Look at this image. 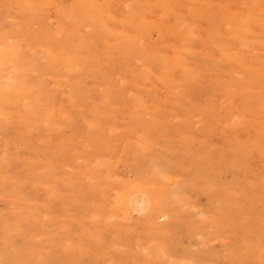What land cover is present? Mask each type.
Listing matches in <instances>:
<instances>
[{
  "label": "rangeland",
  "instance_id": "obj_1",
  "mask_svg": "<svg viewBox=\"0 0 264 264\" xmlns=\"http://www.w3.org/2000/svg\"><path fill=\"white\" fill-rule=\"evenodd\" d=\"M3 1V0H2ZM1 0H0V54L2 53V58H3V56L5 57V54L3 53L4 52V46H9V47H18V48H22V50L21 51H18V52H15V54H12V53H7L6 54V60L3 62V70L2 71H4L5 73H3V75L2 76H4V74L6 75V74H8V73H10V76L13 74L12 73V71H11V69H13V68H11V67H14V66H18V67H24L23 65H27V62L29 61V59L31 60L32 58V62H34L35 63V65H36V67H38L39 69H41L42 70V72H43V76H42V73H41V75L40 76H38V75H32V77H30L31 75H27L26 74V71L25 72H19V74H23V76L25 77V79L27 78L28 79V82H30V81H34L36 78V80H35V82L36 83H41V84H43V86L44 87H46V89L47 90H49V91H53V87H54V90L55 91H53V93H55V94H57L58 95V88H59V84H58V82H59V80H61V77H63V75L65 74H67L66 75V77H65V75H64V80H66L67 79V81H69V82H74V83H77V82H79L81 85H82V81H83V84L86 86H84L86 89H87V91L89 92V96L91 97V99H89L91 102H95L96 101V103H99L100 102V97H101V95H100V93H101V91H102V89H104V88H107V89H109V90H111L112 92H113V95H114V97L115 98H118V99H115V101H113V99H111L110 100V105L114 108V109H116V112H118L117 113V115H119V114H121V115H119L118 116V118H117V115L115 116V118H112V119H109V120H106V121H104L103 122V127H102V137L101 138H103V139H101V138H91L92 136H90V134L91 133H89L88 131L89 130H87V129H89V125L87 126L86 124H84V128H83V124L82 123H84V122H86V120L88 121V120H90L89 118H87V119H85L86 117H88V115L87 116H78L77 114H75V113H73L74 115H76V116H73V114H72V116H71V119H70V121L69 122H65L64 121V123H66V125H65V127H64V125L62 124L63 123V121H59V123L58 124H60V126L62 127V128H66V129H62V128H60V131L58 130L57 131V129H54V128H52V129H50V127H47V128H44V129H46L45 131H44V129L42 130H40V132H41V134H40V132H36V133H33L32 135H35V134H38V135H35V136H32L33 138H35L34 140L36 141H34L33 140V142H34V144L37 146H35V149H37V150H35V154H32L31 155V153H30V151L27 149V147L26 146H23V142H21V141H17L18 142V145H17V148H18V150H17V152L16 153H13L14 154V156L17 154V153H19L20 154V156H15V158H17V159H19L15 164H12V166L10 167V169L11 168H13V170H10L9 169V173L10 172H12V174L14 175V176H12V174L10 173V176H12V178H13V180L12 179H9V181H7V182H4V183H2V184H0V195H2L1 197H0V243L2 244V245H0V264H9V262H11L12 264H35L34 263V261H32L31 259H27V257H26V255L23 253V249L25 248V247H27V239H25V236H24V230L25 231H29V229H28V224H23L22 225V231L24 232V233H21V234H16V230H14V229H12V228H10L9 226H15V224L16 223H18L17 222V217H19V213H20V211H18V209H17V204H14V199L12 198V197H14L15 198V196H13L14 194L15 195H17V193H21L23 196H24V194H26L27 196L25 197V200L26 199H28V200H30V199H32L33 200V202H35V200H37L36 201V203L35 204H38V206H39V208L41 209V211H42V213H43V216H44V219L46 220V222H47V235L48 236H45V238H46V240H47V242H46V244H47V246H48V251H49V253L51 254L50 256V260L48 261L47 260V262L45 263V262H43V264H51V260H52V264H59V263H62V264H64L66 261V263L67 264H102V262H103V264H108V262L109 263H113V264H130V262H128V261H130L129 260V258H127V256H126V258H125V254L123 253V249H124V251H130V250H132V249H135V250H137L138 249V246L139 245H142V244H144V241H145V243H148L149 241H148V239L150 240L151 238H152V236L150 235V234H148V232L149 231H147V229L143 226V225H139V224H137L136 223V220H137V218H134V220H133V225L132 226H128V223H126L125 221H123V225H120V223L121 222H118L116 219H118L119 221H122V219L120 218V217H114L113 218V221L111 220V222L114 224V226L116 227H114L115 229H117L118 231H115V230H112V229H110V230H106V231H103V232H97V230L95 231V223H97V220H98V217H95V214L97 215V213H95V212H97V211H99L98 210V208H100V207H105L106 209H107V207L106 206H108L109 205V201L110 202H112V201H115V199H117V198H119V197H121V196H123L124 194H126V195H130V193L133 195V193H138V191L139 192H142V191H144L145 189H146V187H147V185H146V183L148 184V189H146L145 191V194L147 193V190H154V191H156V192H160V193H163L165 196V198H164V200H163V204H165V205H163L164 207H165V211L166 212H168V220L167 221H165L164 223H161V224H163V226H166L167 227V234L165 235V236H163L162 238H161V240L160 241H162V242H165L167 245H169L171 248H172V250H173V252H174V255H175V258L176 259H181L182 257H184L185 255L186 256H189L191 253H187L186 251H188V250H190V251H192L193 250V255H195V256H199V257H202L201 258V260L202 261H200V264L202 263V264H205V261H206V263H208V261H207V256H206V254H207V251H215V249H216V251L217 252H227V249H230V246H231V248L233 247V246H235V244H237V242H238V238H239V234H240V232L237 230V228H236V223L235 224H233V221H231L232 219L235 221L236 220V222H238L239 223V219H241L243 216L246 218H249V221H247V224H248V226H252V229L254 230V232L255 233H260L261 232V230L262 229H264V113H261L260 111H262V112H264V110H263V107H260V109L261 110H257L258 108H257V106L259 105L260 106V104L262 105V104H264V90H263V88H264V37H263V35H264V31H263V28L264 27H259L258 28V26H256V28L255 27H253V30L255 31V36H256V38H258V37H260V38H262L261 40L260 39H256L255 37H254V35H253V37H254V40L252 41V39L250 40V48L248 47V45H247V47H243L242 45H240L239 46V58H241V56H242V54H243V62H242V64H241V62H239V77H242L241 79V82L239 81V96L238 97H235V99H233V104L231 103V101H232V99H226V92H225V87H223V86H225V83L228 81L227 79H228V77H229V74L228 73H230V71H232V70H237L235 67V65L233 64V63H229L228 61H224V59L222 60L221 58L223 57V55H222V48H221V44H222V40H223V38H224V36H225V34H224V31L226 30L225 29V22L223 21V20H225L224 19V17H225V12H226V2H227V0H171L173 3H174V6H175V11H173V13H171V14H169V15H164L163 14V11L160 9V7H159V0H58V1H56V0H45V2H43L44 0H34V2H32L33 0H31V1H29V2H25L24 3V0H4L5 2H2ZM18 1L20 2V3H18ZM40 1V2H39ZM42 1V2H41ZM56 1V2H55ZM101 1H102V3H101ZM112 1V2H111ZM127 1V2H126ZM151 1H152V3H151ZM177 1H179V2H177ZM181 1H183V2H181ZM211 1V2H210ZM219 3H218V2ZM235 1H237V2H241V5L243 4V2L244 1H241V0H235ZM248 1V0H247ZM249 1H251V0H249ZM248 1V3H251V2H249ZM6 2L7 3H9V5H13L14 7H10V6H7V4H6ZM35 2H37V4L35 3ZM52 4H51V3ZM54 2V3H53ZM116 4H115V3ZM120 2H121V4H120ZM123 2H125L124 4H122ZM132 2V3H131ZM134 2V3H133ZM216 2V3H215ZM224 2V3H223ZM184 3V4H183ZM187 3V4H186ZM228 3V2H227ZM247 3V4H248ZM112 4L114 5L113 7H112V9H111V6H112ZM132 4V5H131ZM246 4V3H245ZM186 5V6H185ZM190 7H192V8H194V9H190L189 8V6ZM195 5V6H194ZM197 5V6H196ZM222 7H221V6ZM240 4H239V13L240 12H244V9L246 8V5H245V7H243L244 5H242L241 6ZM251 5V4H250ZM249 4L247 5V7H249L250 6ZM16 6V7H15ZM122 6V7H121ZM126 6H128V7H126ZM194 6V7H193ZM203 6V7H202ZM5 7L7 8V9H5ZM11 9H10V8ZM114 7H116L117 9V11H115V9H114ZM146 7H148V8H146ZM187 7V8H186ZM198 7H199V9H198ZM218 7V8H217ZM241 7H243V9H241ZM15 8V9H14ZM17 8V9H16ZM51 8V9H50ZM58 8V9H57ZM128 8V9H127ZM178 8V9H177ZM196 8V9H195ZM205 8H207V11H206V9ZM215 8V9H214ZM25 9H27V10H25ZM56 11H55V10ZM149 9V10H148ZM183 9H185V10H183ZM205 9V10H204ZM213 9H214V11H213ZM8 10H10V11H8ZM13 10V11H12ZM17 10V11H16ZM23 10H24V12H23ZM69 10H70V13H69ZM112 10V11H111ZM114 10V11H113ZM159 10V11H158ZM161 10V11H160ZM178 10V11H177ZM183 10V11H182ZM210 10V11H209ZM211 10L213 11V13L211 12ZM219 10V11H218ZM29 13H28V12ZM44 11V12H43ZM111 11V12H110ZM123 11V12H122ZM124 11H126V13L124 12ZM150 11H152V12H150ZM154 11H156L155 13H154ZM187 11V12H186ZM193 11V12H192ZM203 11V12H202ZM215 11H218V12H215ZM6 12V13H5ZM50 14H49V13ZM55 12V13H54ZM159 12V13H158ZM209 12V13H208ZM215 12V13H214ZM220 12V13H219ZM7 13H8V15H7ZM21 13V14H20ZM23 13V14H22ZM27 13V14H26ZM48 14L49 16H44L45 14ZM108 14V15H106L105 16V14ZM119 13H120V15H119ZM122 13V14H121ZM185 13H187V14H185ZM205 13V14H204ZM4 14V15H3ZM9 14L11 15V16H9ZM59 14H61L60 16H59ZM126 14V15H125ZM160 14H162V15H160ZM206 14H207V16H206ZM213 14V15H212ZM216 14V15H215ZM241 14V13H240ZM15 15H17V16H15ZM58 16V18H57V16ZM121 15H123V16H121ZM147 15V16H146ZM149 15H151V16H149ZM153 15V16H152ZM186 15V16H185ZM210 15V16H209ZM19 16V17H18ZM23 16V17H22ZM27 16H29V20H28V17ZM264 13H263V15L261 16L260 15V19L259 20H261L262 19V21H264ZM6 17H9V19L8 18H6ZM105 17V18H104ZM116 17V18H115ZM145 17H147V18H145ZM156 17V18H155ZM162 17V18H161ZM179 17V18H178ZM215 17V18H214ZM47 19V21H45L46 19ZM61 18V19H60ZM70 20H69V19ZM76 18V20H73V19H75ZM107 18H109V19H107ZM138 18V19H137ZM149 18V19H148ZM41 19H43L44 20V22L41 20ZM169 19H171V20H169ZM173 19V20H172ZM188 19H190L191 20V22H190V20H188ZM217 19H219V22H218V20ZM8 20V21H7ZM51 22V25L49 26H47V24H48V22L49 21ZM53 20V21H52ZM99 22H98V21ZM119 20V21H118ZM138 20V21H137ZM160 22H159V21ZM166 20V21H165ZM175 20V21H174ZM198 20H199V22H198ZM3 21V22H2ZM10 21H12V22H10ZM41 21V22H40ZM154 21H155V23H154ZM167 21H168V23H167ZM172 21V22H171ZM189 21V23H187ZM193 21H197V22H194L193 23ZM201 21V22H200ZM202 21H203V23H202ZM220 24V23H222L221 25H220V28H219V24L217 23V22ZM28 22V23H27ZM81 23V25H83L84 26V28L80 25V23ZM101 22H103V23H101ZM159 22V23H158ZM185 24H184V23ZM216 22V23H215ZM17 23V24H16ZM29 23H31V25H29ZM36 23V24H35ZM37 23H41V24H37ZM64 23H68L67 25L66 24H64ZM83 23V24H82ZM110 23H112V25L110 24ZM157 23V24H156ZM166 23V24H165ZM169 23H171V24H173V25H171V24H169ZM186 23H187V25H186ZM207 23V24H206ZM213 23V25H211V24ZM4 24V25H3ZM61 26H60V25ZM115 24V25H114ZM194 24V25H193ZM208 25V26H206V25ZM210 24V25H209ZM216 24H218V25H216ZM34 25V26H33ZM44 25H46V27H43ZM71 25V26H70ZM78 25H80V26H78ZM106 25V26H105ZM109 25H111L110 27H108ZM192 25V26H191ZM18 26V27H17ZM23 28H22V27ZM31 26V27H30ZM53 26H54V28H55V26H56V28L58 29V30H60L58 33H56L55 31H56V28L54 29L53 28ZM116 26H119L120 28L118 29ZM201 26H203L204 28H202ZM210 26V27H209ZM213 26V27H212ZM14 27H16V29L14 28ZM21 27V29H19ZM35 27V28H34ZM60 27H62V28H60ZM183 27H185V28H183ZM190 27V28H189ZM208 29V30H206V28ZM224 27V28H223ZM6 28V29H5ZM27 28H29L31 31L33 30V33H31L29 30H26ZM69 28H70V30H69ZM129 28V29H128ZM169 28V29H168ZM186 28H187V30H186ZM201 28V29H200ZM257 28L260 30V31H258L257 30ZM25 29V30H24ZM36 31H35V30ZM63 29H64V31H63ZM78 29V30H77ZM87 29V30H86ZM107 29V30H106ZM112 29H114V32H113V30ZM181 29V30H180ZM212 29V30H211ZM16 30H18V31H16ZM20 30L22 31V33H20ZM81 30H82V33H81ZM127 30V31H126ZM131 30V31H130ZM177 30H179V31H177ZM203 30V31H202ZM217 30V31H216ZM220 30V31H219ZM222 30V31H221ZM24 31V32H23ZM26 31H29L31 34H29V32L27 33ZM78 31H80L79 33H78ZM196 31V32H195ZM262 31V32H261ZM26 32V33H25ZM37 32H39L41 35H40V38H39V35L38 36H36V34H37ZM69 32V33H68ZM85 32H87V33H85ZM117 32V33H116ZM123 32V33H122ZM134 34H133V33ZM170 32V33H169ZM17 33V34H16ZM48 33V34H47ZM52 33H54V35L56 36V34H59V36L60 35H62L61 37H59V36H56L57 38H54L55 36L52 34ZM84 33V34H83ZM115 33V35L113 36L112 34H114ZM122 33V34H121ZM125 33H127V34H125ZM191 33V34H190ZM196 33H198V34H196ZM223 33V34H222ZM225 33H226V31H225ZM260 33H261V36H257V35H260ZM18 34H19V36H20V38H18L19 36H18ZM45 36H44V35ZM76 36V37H74V35ZM106 34V35H105ZM167 34V35H166ZM171 34V35H170ZM181 34H183L184 36H182ZM27 35V36H26ZM34 35V36H33ZM67 35H69V36H67ZM92 35H93V37H92ZM116 35H117V38H116ZM191 35H192V37H191ZM47 36V37H46ZM51 36V39H49V40H47L49 37ZM65 36V37H64ZM96 36V37H95ZM168 36H170L169 38H167ZM207 36V37H206ZM12 39H11V38ZM32 37H35L34 39H31ZM52 37L54 38L53 40H52ZM59 37V38H58ZM124 37V38H123ZM155 37V38H154ZM166 37V38H165ZM10 38V39H9ZM14 38H17V39H14ZM36 38H38V39H36ZM94 40H93V39ZM96 38V39H95ZM114 38V39H113ZM120 38V39H119ZM207 39V40H205V39ZM56 39V40H55ZM63 39V40H62ZM67 39V40H66ZM108 40V42H110V43H108L107 42V40ZM132 39V40H131ZM145 39V40H144ZM149 39V40H148ZM151 39V40H150ZM10 42H9V41ZM39 40V42L37 43H35V42H33V41H38ZM42 40V42H41V44L43 43H45V46H47L46 44H48V41L50 42V40H51V42L53 43V44H55V46L50 42L49 44H52L53 46L48 50L49 52H47V51H45L46 49H44V45H41V44H39L40 43V41ZM45 40H46V42H45ZM66 40V41H65ZM101 40L102 41V43L101 42H99V41ZM164 40V41H163ZM173 40V41H172ZM21 41V42H20ZM44 41V42H43ZM56 41V42H55ZM95 41H97V43L95 42ZM151 41V42H150ZM160 41V42H159ZM175 41H177V42H175ZM178 41L180 42V43H178ZM203 41V42H202ZM262 41V42H261ZM22 44V47H21V44ZM23 42V43H22ZM28 42V43H27ZM30 42V43H29ZM65 42V43H64ZM114 42V43H113ZM163 42H165L164 44H163ZM259 42H260V44H259ZM34 43V44H33ZM98 43H100V44H98ZM103 43H104V45H103ZM174 43V44H173ZM253 45H252V44ZM256 43H257V45H256ZM262 43V44H261ZM15 44H17V45H15ZM25 44V45H24ZM38 44V45H37ZM63 44H66V45H63ZM96 44H98V45H100V47L98 46V45H96ZM142 44V45H141ZM144 44V45H143ZM147 44V45H146ZM150 44V45H149ZM159 44H161V45H159ZM256 46H255V45ZM36 45V46H35ZM58 45H61V46H58ZM62 45H63V47H62ZM75 45V46H74ZM103 45V46H102ZM174 45V46H173ZM31 46V47H30ZM39 46V47H38ZM43 46V47H42ZM65 46H66V48H65ZM98 46V47H97ZM116 46V47H115ZM128 46V47H127ZM180 46V47H179ZM196 46H197V48H196ZM62 47V48H61ZM72 47H74V48H72ZM105 49H104V48ZM147 47V48H146ZM174 50V48H175V50H174V52L172 51V52H169V49H170V51L172 50L171 48ZM203 47V48H202ZM3 48V49H2ZM27 48H29V49H27ZM30 48H32V49H30ZM43 48V49H42ZM144 48H145V52H144ZM154 48V49H153ZM155 48H157V49H155ZM177 48H180V49H177ZM204 48H206V49H204ZM248 48L250 49V50H248ZM19 49V50H20ZM26 49L28 50V51H26ZM41 49V50H40ZM70 50L69 52H67V50ZM72 49V50H71ZM149 49V50H148ZM215 49V50H214ZM30 50H32L33 52L31 53L30 52ZM44 50V51H43ZM152 50V51H151ZM177 50H179V52H177ZM195 50V51H194ZM198 51V53H196L197 51ZM242 50V51H241ZM245 50V51H244ZM40 51H41V53H40ZM84 53H83V52ZM131 51V52H130ZM161 51H163L162 52V54H163V56L164 57H168L170 60L171 59H175V57L179 54V55H181V58H182V60H183V63L185 64L188 60L190 61V63H187L186 65H185V67H187V69L189 70V75H188V77H186V75L185 74H183L182 73V71L180 70V67H175V68H173L172 69V71L170 72V75H171V77H172V83H171V85H168L167 84V82H165V79L164 78H161V75L159 74V71H160V73H161V69H159V68H157V64H155V63H153L154 64V66H153V64H150L148 61H150V57H156V55L157 54H159L160 56H162V54H160L161 53ZM211 51H213V53L211 52ZM216 51V52H215ZM217 51H219L220 53H218ZM241 51V52H240ZM246 51H248V52H246ZM29 52H30V54H29ZM53 52V53H52ZM73 52V56L71 55V53ZM166 52H167V54H166ZM75 53H77V54H75ZM78 53L81 55L80 57H79V55H78ZM150 53H151V55H150ZM168 53H170V54H168ZM172 53V54H171ZM252 53H254V54H252ZM259 53V54H258ZM4 54V55H3ZM24 54H26V56L24 55ZM29 54V55H28ZM58 54H60L59 56H57ZM100 54V55H99ZM131 54H134V55H131ZM147 54H148V57H147ZM165 54V55H164ZM198 54H199V56H198ZM212 54V55H211ZM261 54V55H260ZM21 55V56H20ZM24 55V57H25V59H24V57H22ZM118 57H117V56ZM140 55V56H139ZM183 55H184V57H183ZM220 55H221V58H220ZM252 55V56H251ZM255 55V57H253ZM37 56H39V57H37ZM54 57V56H57L58 58H56V57H54V58H51V57ZM61 56H63V59H62V57ZM85 56V57H84ZM103 56H104V58H103ZM107 56V57H106ZM112 56V57H111ZM115 56V57H114ZM134 56V57H133ZM138 56V57H137ZM170 56H174V57H170ZM186 56H187V58H186ZM210 56H212V57H210ZM46 57V58H45ZM85 58L84 60H83V58ZM143 60H141L140 58ZM145 57V58H144ZM260 57V58H259ZM8 58V59H7ZM21 58H22V60H21ZM28 58V59H27ZM48 58H51V59H48ZM66 58H68V59H66ZM76 58V59H75ZM77 58H79V59H77ZM91 59V60H89V59ZM95 58H96V60H98V61H96L95 60ZM114 58V59H113ZM136 58V59H135ZM138 58V59H137ZM207 58H209V59H207ZM224 58V57H223ZM253 58H256L257 59V61H255L256 59H253ZM261 58H263V59H261ZM21 60V62L23 63L22 65H21V63H18V61L20 62V60ZM38 59V60H37ZM43 59H44V62H43ZM45 59L47 60V61H45ZM82 59V60H81ZM94 59V60H93ZM149 59V60H148ZM186 59H187V61H186ZM191 59V60H190ZM194 59V60H193ZM199 59H201V61L199 60ZM212 59V60H211ZM213 59H215L214 61H213ZM219 59V60H218ZM66 60V61H65ZM71 60V61H70ZM112 60V61H111ZM120 60H122V61H120ZM138 60V61H137ZM140 60L142 61V62H140ZM249 60V61H248ZM252 60V61H251ZM100 61V62H99ZM107 61V62H106ZM118 61H120V62H118ZM124 61V62H123ZM132 61V62H131ZM186 61V62H185ZM188 61V62H189ZM206 62V64H205V62ZM208 61H210V62H208ZM224 63H223V62ZM240 61V60H239ZM248 62V63H244V62ZM40 62V63H39ZM59 62V63H58ZM67 62V63H66ZM92 62V63H91ZM116 62H118V63H116ZM122 62V63H121ZM138 62H140L141 64H139V65H136V63H138ZM194 64H193V63ZM212 62V63H211ZM251 64H250V63ZM38 63H39V65H38ZM65 63V64H64ZM96 64V66L97 67H95V64ZM115 63V64H114ZM125 63V64H124ZM128 63V64H127ZM133 63H135V64H133ZM172 64H175V62L173 61V62H171ZM225 63H229V64H226L225 65ZM252 63H253V65H252ZM97 64H100V65H97ZM111 65V66H109V65ZM120 66V67H123V65H125L124 67L126 68V69H123L122 68V70H125L124 71V73L125 74H127L128 76H126L124 73H123V71H121V69L118 67V65ZM146 64H147V66H146ZM20 65V66H19ZM49 65V66H48ZM61 65H62V67H61ZM65 65V66H64ZM84 65V66H83ZM87 65V66H86ZM106 67H105V66ZM114 65V66H113ZM117 65V66H116ZM122 65V66H121ZM134 65V66H133ZM205 65H207V66H205ZM214 65V66H213ZM218 65H221V66H218ZM223 65H225V66H223ZM231 65V66H230ZM248 65V66H247ZM252 65V66H251ZM262 65V67H260ZM42 66V67H41ZM43 66H45V67H43ZM60 66V67H59ZM64 66V67H63ZM74 66V67H73ZM79 66H81V67H79ZM88 67V68H86V67ZM89 66H90V69H89ZM109 66V67H108ZM132 66V67H131ZM138 66H139V68H138ZM196 66V67H195ZM210 66V67H209ZM243 67V68H246V69H244L242 72H241V68L240 67ZM55 67H57V68H55ZM65 67H67V68H65ZM78 67V69H76V68ZM95 67V68H94ZM99 67V68H98ZM116 67V68H115ZM130 69H129V68ZM134 67V68H133ZM212 67V68H211ZM219 69H221V70H219L218 71V68ZM256 67V68H255ZM46 68V69H45ZM54 68V69H53ZM83 68H85V69H83ZM91 68L93 69V71L91 70ZM155 68V69H154ZM190 68H191V70H190ZM252 68H253V70H252ZM255 68V69H254ZM260 68V69H259ZM263 68V69H262ZM86 69H87V72H86ZM97 69V70H96ZM137 69H139V70H137ZM146 69H148L149 70V72L151 71V70H154V71H151L150 72V76H146V74L147 73H145L146 71ZM151 69V70H150ZM177 69H178V71H177ZM212 69H217L216 71L218 72H216V71H213ZM248 69H249V71H248ZM256 69H257V71H256ZM48 70V71H47ZM89 70H91V72L89 71ZM159 70V71H158ZM193 70H194V72H193ZM230 70V71H229ZM259 70V71H258ZM11 71V72H10ZM47 71V72H46ZM66 71V72H65ZM82 71V72H81ZM98 71H100V72H103L102 73V75L105 73V75H104V77H102L101 76V73L100 72H98ZM121 71V72H120ZM142 71V73H140ZM157 71V72H156ZM174 71H175V73H174ZM191 71V72H190ZM8 72V73H7ZM64 73V74H61V73ZM68 72V73H67ZM119 72H120V74H119ZM127 72H129V74L127 73ZM137 72V73H136ZM207 72V73H206ZM260 72H262V73H260ZM106 73H109V75H107ZM135 73V74H134ZM139 73V74H138ZM171 73H173V74H171ZM193 73H194V75H193ZM196 73H198V74H196ZM203 73V74H202ZM208 74L207 76H206V74ZM254 73V74H253ZM258 73V74H257ZM38 74H40V71L38 72ZM88 74H91V75H88ZM95 74V75H94ZM122 74H124V75H122ZM141 74V75H140ZM152 74H153V76H152ZM61 75V76H60ZM84 77H83V76ZM132 75V76H131ZM143 75V76H142ZM205 75V76H204ZM217 75H221L222 77H220V78H216V77H219V76H217ZM228 76V77H226V76ZM258 75V76H257ZM259 75H260V77H262V78H259ZM29 76V77H28ZM70 76H72L71 78H70ZM74 76H76V77H74ZM99 76H101L100 78H101V81H100V78H99ZM134 76H136L135 77V79H133L134 78ZM142 76V77H141ZM154 76H156L155 78H154ZM179 76H180V79H179ZM213 76H215V77H212ZM50 77V78H49ZM54 77V78H53ZM90 77H93V78H90ZM106 77V78H105ZM150 77H151V80H150ZM186 77V78H185ZM202 77V78H201ZM206 77H208V78H206ZM246 77V78H245ZM247 77H248V79H247ZM31 78V79H30ZM70 78V79H69ZM91 80H90V79ZM95 78V79H94ZM142 78H143V80H142ZM159 78L160 79H162V83L161 82H158L159 81ZM182 78V79H181ZM198 78H199V80H198ZM40 79V81H38ZM89 79V80H88ZM106 79H108L107 81H106ZM117 79H119V80H117ZM163 79H164V82H163ZM205 79V80H204ZM214 79H218V81H219V83L217 84V83H214V82H216V80L214 81ZM243 79H245V80H243ZM43 80V81H42ZM45 80V81H44ZM50 80V81H49ZM77 80V81H76ZM125 83V86H124V83L122 82V81ZM157 80V81H156ZM176 80V81H175ZM178 80V81H177ZM226 80V81H225ZM240 80V79H239ZM38 81V82H37ZM98 81V82H97ZM100 81V82H99ZM115 81H118L119 82V84H118V82H115ZM145 81V82H144ZM152 81V82H151ZM161 81V80H160ZM193 81H194V85H192L193 84ZM195 81H196V83H195ZM213 82V84H214V86H212L213 84H212V82ZM247 81H249V82H251V83H249L248 82V84H249V86H248V84L246 83ZM43 82V83H42ZM87 82V83H86ZM143 82H144V84H143ZM149 82H151V83H149ZM189 82H192V83H189ZM199 84H198V83ZM202 82V83H201ZM209 82H211V83H209ZM245 82V83H244ZM90 83V84H89ZM93 83V84H92ZM98 83V84H97ZM105 83V85L103 86V84ZM113 83V84H112ZM114 83H115V85H114ZM145 83H147V84H145ZM174 83V84H173ZM185 83H188V86H189V88L188 87H186L187 86V84L185 85ZM87 84H89V85H87ZM121 84H123V85H121ZM129 84H130V86H129ZM107 85V86H106ZM110 85H112L113 87H114V89H113V87L112 86H110ZM132 85V86H131ZM183 85H184V87H185V90L187 91H185L183 88H181V87H183ZM247 85V86H246ZM83 86V85H82ZM91 86V87H90ZM148 86V87H147ZM259 86V87H258ZM97 87V88H96ZM132 87H134V88H132ZM136 87V88H135ZM150 87V88H149ZM153 87H156L155 89L153 88ZM173 87V88H172ZM175 87V88H174ZM190 87L191 88H193V89H190ZM196 87H197V89H196ZM223 87V88H222ZM248 87V88H247ZM55 88H57V89H55ZM98 88H99V90H98ZM112 88V89H111ZM119 89V88H121L123 91H124V93H125V95H120V96H115L116 94H114L115 92V89ZM129 88H132V89H129ZM142 88V89H141ZM171 88V89H170ZM177 88H178V90H177ZM180 88V89H179ZM186 88H188V89H186ZM141 89V90H140ZM144 89V90H143ZM148 89V90H147ZM150 89V90H149ZM159 91H158V90ZM200 91H199V90ZM220 90V91H217V90ZM250 89H255V90H251L250 91ZM260 89H262V90H260ZM90 90V91H89ZM101 90V91H100ZM133 90V91H132ZM177 90V91H176ZM181 90V91H180ZM183 90V91H182ZM191 90V91H190ZM195 90H196V93H195ZM198 90V91H197ZM207 90V91H206ZM260 90V91H259ZM93 91H96V92H93ZM135 91V92H134ZM152 91V92H151ZM167 91H169V92H167ZM171 91H174V93H172ZM179 91V92H178ZM204 91H206V92H204ZM208 91H210V92H208ZM214 92V95H213V92ZM223 91L225 92L224 93V95L222 94L223 93ZM253 91V92H252ZM263 93H262V92ZM92 92V93H91ZM132 92V93H131ZM183 92V93H182ZM186 92V93H185ZM194 92V93H193ZM199 92V93H198ZM215 92H216V94H215ZM257 92V93H256ZM259 92V93H258ZM261 92V93H260ZM94 93V94H93ZM96 93H98V95H96ZM146 93H148V99L146 98L147 96H146ZM150 93V94H149ZM156 95H155V94ZM166 93H172V94H170V96H169V94H166ZM175 93H179V96L177 97V95L178 94H175ZM183 95H182V94ZM192 93H193V95H192ZM219 93H220V96L222 97V98H224V99H222L220 96H218L219 95ZM130 94V95H129ZM134 94H137V95H134ZM160 94V95H159ZM185 94V95H184ZM194 94L196 95V96H194ZM198 94H200V95H198ZM227 94H228V92H227ZM127 95V96H126ZM166 95V96H165ZM188 95V96H187ZM211 95V96H210ZM213 95V96H212ZM62 96V95H61ZM97 96V98H95V97ZM122 96V97H121ZM130 96V97H129ZM131 96H139V97H142L144 100H142L143 101V103L145 102V104H148V105H146L147 106V108H148V111L150 112L149 114H147L146 116H148L149 115V118H146V116H145V118H144V122L141 124V123H139L138 122V120L136 119V114L134 113V111H135V108H134V110L132 109L134 106H133V102L132 103H130L129 104V102H131L132 101V99H130L129 100V98H131ZM155 96V97H154ZM160 96H161V98H160ZM168 96L172 99L173 97H175V98H173L172 100H170V98H168ZM184 96V97H183ZM185 96H186V98H185ZM205 96H206V98H205ZM58 97H60V96H58ZM66 97V94H64L63 95V97L62 98H65ZM99 97V98H98ZM113 97V98H114ZM121 97V98H120ZM127 97H128V100H127ZM166 97V99L168 98V100H166V99H164ZM177 97V98H176ZM188 97V98H187ZM194 97V98H193ZM199 97V98H198ZM207 97H209V99L207 98ZM92 98L95 100H92ZM126 98V99H125ZM155 98V99H154ZM192 98V99H191ZM237 98V99H236ZM120 99H122L123 101H121ZM125 99V100H124ZM150 99H152V100H150ZM212 101H211V100ZM215 99V100H214ZM217 99H218V102H216V105H215V103L213 102V101H217ZM61 100V101H60ZM63 100V101H62ZM118 100L120 101V102H118ZM127 100V101H126ZM165 101V103H162V101ZM181 102H180V101ZM194 100V101H193ZM203 100V101H202ZM209 100H210V102H209ZM222 100H223V102L224 103H221L222 102ZM228 100V101H227ZM241 100H243V101H241ZM163 101V102H164ZM169 101V102H168ZM171 101V102H170ZM176 103H175V102ZM207 101V102H206ZM174 102V103H173ZM183 102V103H182ZM191 102V103H190ZM227 102H228V106H227ZM56 103H58V104H60V105H66L67 103H68V99H56ZM82 102H80L79 103V107H80V109L81 110H83L84 108H85V103H83V104H81ZM150 103H152V104H150ZM185 103L186 104H188V105H185ZM204 103V106L202 107V104ZM219 103L221 104V105H224V106H222V108H220L221 106L219 105ZM122 104V105H121ZM154 104V106H152ZM158 104H160L162 107H165V106H167V108L165 107V108H161V106L160 105H158ZM172 104V105H171ZM194 104V105H193ZM195 104H196V106H195ZM208 104V105H207ZM218 104V105H217ZM242 104V105H241ZM244 104V105H243ZM82 105V106H81ZM85 105V106H84ZM131 105V106H130ZM151 105V106H150ZM155 105H157V106H155ZM164 105V106H163ZM169 105H171V106H169ZM200 105V106H199ZM240 105V106H239ZM160 107V109H158L159 107ZM169 106V107H168ZM186 106V107H185ZM188 106V107H187ZM220 106V107H219ZM120 107H122V108H120ZM132 107V108H131ZM155 107H158V108H156V109H158L159 110V112L157 113V110L155 111ZM172 107V108H171ZM201 107V108H200ZM205 107V108H204ZM206 107H208V108H206ZM247 107V108H246ZM118 108H120V109H118ZM150 108V109H149ZM186 108H188V109H186ZM198 109V111L196 112V110ZM230 108H232V110L234 111V109H235V111H237V114L238 115H240V116H238V118L236 117V119L234 120V121H237L236 122V128L234 129V128H232V127H230V126H228V124L225 122V121H227V117L230 115V114H232V113H230L229 114V112H227L226 113V111H230ZM245 108V109H244ZM253 108V109H252ZM203 110V111H200V110ZM210 109H211V111L214 109V111H216V113H214V112H210ZM220 109L222 110L221 112H222V114H221V112H219L220 111ZM228 109V110H227ZM237 109V110H236ZM124 110V111H123ZM127 110V113L125 112ZM176 110V111H175ZM179 110V111H178ZM205 110H208L209 111V113H206L205 112ZM223 110H224V112L225 113H223ZM242 110H244V111H242ZM248 110V111H247ZM251 110V111H250ZM255 110V111H254ZM258 112H257V111ZM122 111V112H121ZM151 111H155L154 113H152ZM166 111V112H165ZM200 111V112H199ZM242 111V112H241ZM126 114H125V113ZM131 112V113H130ZM168 112V113H167ZM172 112H174V113H172ZM179 112V113H178ZM184 112H186V113H184ZM241 112V114H239ZM253 112V113H252ZM130 113V115H128ZM177 113V114H176ZM187 113L188 114H190V115H187ZM244 113V114H243ZM252 113V115H250V114ZM254 113H257L256 114V116H255V114ZM135 114V115H134ZM166 114V115H165ZM181 114H184V116L186 117H184L183 115H181ZM198 114H200L199 116H198ZM218 115V117H215V118H219V120L217 119V120H215V118H213V117H211V115ZM170 117H168V116ZM188 117H187V116ZM224 115V116H223ZM250 117H249V116ZM254 115V116H253ZM204 116V117H203ZM220 116H223V117H220ZM243 116V117H242ZM76 117V118H75ZM78 117H80L81 118V121H80V118L78 119ZM121 117V118H120ZM158 117H159V120H157L158 119ZM161 117V118H160ZM226 117V118H225ZM125 118H127V120L125 119ZM151 118V119H150ZM163 118V119H162ZM164 118H168V119H170L169 121H168V119H167V121H165L166 119H164ZM191 118H193V120L191 119ZM203 118V119H202ZM209 118V119H208ZM240 118V119H239ZM249 118V119H248ZM256 118V119H255ZM260 118H262V119H260ZM117 119H118V121H117ZM174 119V120H173ZM178 119H180V120H178ZM207 119H208V121H207ZM245 119V120H244ZM259 119V120H258ZM116 122H115V121ZM126 120V121H125ZM153 120V121H152ZM166 122H164V121ZM194 120H201V121H196V122H194ZM213 120H214V122H213ZM247 120V121H246ZM250 122H249V121ZM109 121H110V124H109ZM119 121L120 122H123V123H119ZM129 121V122H128ZM157 121V122H156ZM180 121V122H179ZM191 121H193V122H191ZM215 121H216V123H215ZM218 121V122H217ZM74 122H76V125L74 126ZM77 122H78V124H77ZM81 122V123H80ZM106 122V123H105ZM107 122H108V125H107ZM154 122H156L155 124H156V127L154 126V128H153V125H155L154 124ZM160 122H163V123H160ZM186 122V123H185ZM202 122H204V123H202ZM208 122V123H207ZM222 122V123H221ZM225 122V123H224ZM241 123V125L243 124V126H241V125H239L240 123ZM260 122L262 123V124H260ZM106 125H105V124ZM133 123H135V125L133 124ZM165 123V124H164ZM169 123H171L170 125H168ZM189 123V124H188ZM200 125H199V124ZM217 123H221V125H219L218 126V124ZM117 124H118V126H117ZM151 124H153L152 126H150ZM180 124H181V126H183V127H181L180 126ZM208 124V125H207ZM212 124V125H211ZM244 124H245V126H244ZM256 124H260L261 126H259V125H257L256 126ZM72 125V126H71ZM122 125H123V127H122ZM125 125V126H124ZM134 125V126H133ZM165 125H166V127H165ZM193 125V126H192ZM202 125V126H201ZM211 125V126H210ZM216 125H217V127H218V131H217V128H216ZM223 125H225V127H224V130H223V128H221V126H223ZM254 125V126H253ZM59 126V125H58ZM74 126V127H73ZM87 128H86V127ZM105 126V127H104ZM109 126H110V128H109ZM174 129H172L171 127ZM178 126H180V127H178ZM186 126H188V127H186ZM195 126H197L196 128H195ZM241 126V127H240ZM247 126H248V128H247ZM251 126V127H250ZM68 127H72V128H68ZM116 129V131H115V129ZM126 127V128H125ZM127 127H130L129 129L127 128ZM168 127H169V129H168ZM211 127H213V128H211ZM215 127V128H214ZM227 127V128H226ZM228 127H229V129H230V131H228L227 132V130H229L228 129ZM235 127V126H234ZM254 127H255V129H254ZM258 127H260V130H259V128ZM105 128V129H104ZM118 128V129H117ZM177 128H179V129H177ZM187 128H189V129H187ZM195 128V129H194ZM198 128H200V129H198ZM244 128V129H243ZM62 129V130H61ZM68 129V130H67ZM131 129H134L133 130V132H134V134L133 133H130L132 130ZM166 130V131H164V130ZM177 129V130H176ZM186 129V130H185ZM191 129V130H190ZM227 129V130H226ZM232 129H233V132H234V130H235V134L234 133H232L231 131H232ZM239 129H241L240 131H239ZM47 130H48V132H47ZM49 130H53L52 132L50 131L49 132ZM66 130V131H65ZM71 130V131H70ZM118 130H120V132L118 131ZM123 130V131H122ZM126 130V131H125ZM185 130V131H184ZM221 130H223V131H221ZM226 130V131H225ZM247 130V131H246ZM255 132H253V131ZM256 130V131H255ZM19 130H15V132L18 134L19 132H18ZM44 131V132H43ZM63 131V132H62ZM110 131V132H109ZM113 131V132H112ZM138 131H139V135H136V134H138ZM151 131H153V135L150 133ZM182 132V133H180V132ZM200 131V132H199ZM221 131V132H220ZM238 131V132H237ZM241 131H243V132H241ZM261 133H260V132ZM15 132L12 130V129H10L8 132H7V134H1L0 136V142H2L3 140H5V138H9L12 134L13 135H15ZM59 132H61V133H59ZM108 132H109V134H108ZM112 132V133H111ZM114 132L116 133V134H114ZM124 132V133H123ZM140 132H141V135H140ZM154 132H157L158 133V136L157 135H154ZM163 132H165V133H163ZM167 132V133H166ZM176 132H178L177 134H176ZM186 132V133H185ZM217 132H218V134H217ZM226 132V133H225ZM241 132V133H240ZM247 132H249V133H247ZM258 132V133H257ZM43 133V134H42ZM51 133H53L52 135H51ZM70 133V134H69ZM71 133L73 134V135H71ZM83 133H86V135H84ZM107 133V134H106ZM157 133H155V134H157ZM162 133H163V135H162ZM173 133H175V135L173 134ZM194 133V134H193ZM198 133V134H197ZM200 133V134H199ZM203 133V134H202ZM214 133V134H213ZM241 135H240V134ZM40 134V135H39ZM55 134V135H54ZM57 134H61L60 135V137H59V135H57ZM113 136H112V135ZM123 134V135H122ZM151 134V135H150ZM164 134H168V137H167V135H166V137H165V135ZM170 134V135H169ZM187 134H188V136H187ZM202 134V135H201ZM206 134V135H205ZM213 134V135H212ZM221 134V135H220ZM230 134V135H229ZM246 134V135H245ZM249 134L251 135V137H248L249 136ZM255 134H257L258 135V137L255 135ZM48 135H49V137H48ZM69 135V136H68ZM83 135H84V137H83ZM105 135V136H104ZM120 135H122L123 136V138H121L120 137ZM150 135V136H149ZM177 135V136H176ZM183 136L182 138H181V136ZM191 135H193V137L191 136ZM204 135V136H203ZM210 135V136H209ZM254 135V136H253ZM2 136H4V137H2ZM47 136V137H46ZM50 136H51V138H50ZM59 138H58V137ZM71 136V137H70ZM104 136V137H103ZM109 137V138H107V137ZM126 136V137H125ZM180 137V139H179V137ZM209 136V137H208ZM222 136V137H221ZM55 137H57L56 139H55ZM70 137V138H69ZM87 137V138H86ZM118 137H120V138H118ZM129 137H131V138H129ZM133 137H135L134 139H133ZM153 139H152V138ZM157 137H158V140H157ZM163 139H162V138ZM189 137V138H188ZM191 137V138H190ZM232 137H234L233 139H232ZM247 137H248V139H247ZM260 137L262 138V141H260L259 139H260ZM43 140L44 142H46V143H41L40 142V140ZM48 138H50V139H48ZM67 138L69 139V140H67ZM75 139V141H73L74 139ZM150 138H151V140L152 141H150ZM161 138V139H160ZM171 138L173 139V140H171ZM207 138V140H205ZM212 138V139H211ZM52 139V140H51ZM73 139V140H72ZM89 141H88V140ZM110 139V140H109ZM113 139H116V141H113ZM119 139V140H118ZM122 139H124V140H122ZM128 139V140H127ZM167 139V140H166ZM168 139H170V140H168ZM176 139H178V141L176 140ZM194 139H196V140H194ZM239 141H238V140ZM247 139V140H246ZM48 140H50V141H48ZM93 140V141H92ZM95 140V141H94ZM99 140H102V142L101 141H99ZM104 140L106 141V143H108V141H109V143L106 145V143H104ZM113 142H112V141ZM123 142H122V141ZM133 140V141H132ZM155 140L156 141H158V142H155ZM175 140V141H174ZM225 140V141H224ZM230 140V141H229ZM245 140V141H244ZM251 140V141H250ZM67 141H69V143L67 142ZM75 143H73V142ZM79 141V142H78ZM99 141V142H98ZM132 143H130V142ZM138 143H137V142ZM144 141H145V143H144ZM154 141V142H153ZM163 141V142H162ZM187 141V142H186ZM198 141V142H197ZM202 141H204V142H201ZM214 142V143H211V142ZM224 141V142H223ZM233 141H236V142H238V144H239V147L241 146V147H245L246 149H245V151H243V153H241L240 155H239V157H238V160L236 159L235 160V155H234V153H233V151H232V142ZM21 142V143H20ZM40 142V143H39ZM59 142V144L61 145V143H63L61 146H59V144H57ZM72 142V143H71ZM76 142H77V144H76ZM86 142H87V144H86ZM89 142V143H88ZM94 142V143H93ZM135 142H136V145H135ZM171 142V143H170ZM175 142V143H174ZM176 142L178 143V144H176ZM185 142V143H184ZM190 142V143H189ZM207 142H208V150H207V152H206V150H204V149H206V147H207V145L205 146V144H207ZM210 142V143H209ZM241 142V143H240ZM50 143H51V145H50ZM66 143H68L69 144V149L67 148L68 146H66ZM80 143V144H79ZM83 145H82V144ZM97 144V145H95V147H94V145L93 144ZM99 143H104V145H106V146H102V144H99ZM122 143V144H121ZM155 143H157V144H155ZM166 143V144H165ZM175 145H174V144ZM181 143H183L184 144V146L186 147H184L183 146V144H181ZM225 143V144H224ZM263 143V144H262ZM38 144H40L39 146L40 147H38ZM48 146H47V145ZM99 144V145H98ZM152 144V145H151ZM162 144H164V145H166V149H165V147L163 146L162 147ZM169 144H172L173 145V147H171V145L169 146ZM57 147H60V148H57ZM74 145H76V146H74ZM86 145V147H84ZM88 145V146H87ZM89 145H90V147H89ZM110 145H112V146H109ZM120 145V146H119ZM124 145V146H123ZM138 145V146H137ZM153 145H158L159 147H155V148H153L154 146ZM182 145V146H181ZM194 145V146H193ZM214 145V146H213ZM226 145H228L229 147H227ZM41 146H42V148H41ZM80 146V147H79ZM96 146H98L99 148H96ZM117 146H118V148H119V150L118 149H115V148H117ZM142 146V147H141ZM146 147V148H144V147ZM149 146H150V148H149ZM205 146V147H204ZM210 146V147H209ZM223 146V147H222ZM263 146V147H262ZM25 147V148H24ZM48 147H49V151H46V150H48ZM51 147V148H50ZM84 147V148H83ZM124 148V149H122V148ZM141 147V148H140ZM161 147V148H160ZM204 147V148H203ZM220 147V148H219ZM260 147H261V149H260ZM22 148H24V150H28V153L26 152V151H24ZM40 148H41V151H40ZM91 148V149H90ZM108 148H110L109 149V151H106L105 149H107L108 150ZM121 148V149H120ZM126 148V149H125ZM131 148H132V150H131ZM144 148V149H143ZM158 148V149H157ZM162 148H164V149H162ZM183 148H184V150H183ZM187 148H192V149H187ZM202 148V149H201ZM223 148V149H222ZM46 149V150H45ZM56 149V150H55ZM58 149V150H57ZM60 149H62V151L60 150ZM83 149H85V150H87V152L84 150L83 151ZM88 149H89V152H88ZM98 149H99V151H98ZM103 149V150H102ZM114 149L116 150V151H114ZM140 149V150H139ZM148 149H151V151L150 150H148ZM154 149V151H152ZM40 152H39V151ZM60 150V151H59ZM82 150V151H81ZM120 150H122L121 151V154H120ZM130 150V151H129ZM155 150H157V151H155ZM158 150H160V151H163V152H160V151H158ZM164 150H167V151H164ZM185 150H186V153H188V154H184V156L183 155H181L180 156V154H183V153H181V152H185ZM190 150H191V153H190ZM202 150L205 152H202ZM216 150V151H215ZM219 150V151H218ZM227 150V152H225ZM259 150H261V151H259ZM44 151V152H43ZM57 151V152H56ZM80 151V152H79ZM106 151V152H105ZM170 151V152H169ZM171 151H175V152H171ZM221 151V152H220ZM224 151V152H223ZM21 152V153H20ZM24 154H23V153ZM37 152H39V153H37ZM47 152V153H46ZM55 152V153H54ZM80 153V155H79V153ZM128 152H130V153H128ZM159 154H158V153ZM178 152H180V153H178ZM211 152H213L212 153V155H211ZM26 153V154H25ZM30 153V154H29ZM49 153V154H48ZM73 153H75V154H72ZM76 153H77V156H76ZM86 153H88V154H86ZM119 153V154H118ZM190 153V154H189ZM194 153V154H193ZM204 153V154H203ZM219 153H221V154H219ZM224 153V154H223ZM229 153V154H228ZM255 153H257L256 155H255ZM22 154V155H21ZM41 154V155H40ZM55 154V155H54ZM129 154V155H128ZM131 154V155H130ZM191 154H193V155H191ZM206 154H210V156L209 155H206ZM254 154V155H253ZM32 156L33 158H35V159H37V161L39 162V164L37 165V171H38V173H39V178L36 180V182H38V184L36 183V182H34L32 185H31V183L30 184H28V182H30V181H26V179L24 178V174H23V172H22V169H20L22 166H21V162H22V160L24 159V158H27L28 156ZM37 155H39L40 157H41V159H39L40 157H37ZM54 155V156H53ZM57 155V156H56ZM59 155V156H58ZM79 155V156H78ZM82 155H84V158H82L83 156ZM88 155V156H87ZM94 157H93V156ZM99 155H101V157L99 156ZM161 155V156H160ZM167 155V156H166ZM186 155V156H185ZM202 155V156H201ZM224 155V156H223ZM225 155H226V157H225ZM227 155H229V156H227ZM230 155H231V158H230ZM26 156V157H25ZM42 156H44V158L42 157ZM56 156V158H54ZM72 156H74V157H72ZM85 156H87L86 157V159H85ZM103 156H106V157H103ZM108 156L110 157V158H108ZM120 156V157H119ZM124 156V157H123ZM130 158V160H129V158ZM132 156V157H131ZM137 156V157H136ZM162 156H166V159H167V157L169 158V159H167L168 161H165L164 162V160H166L165 159V157H163L162 158ZM179 156V158L180 159H177V157ZM188 156H191V158L193 157V158H195L193 161L190 159V157H188ZM244 156V157H243ZM251 156H252V160H251ZM76 157V158H75ZM126 157V158H125ZM197 157H198V159H197ZM199 157L200 158H202V160H200L199 159ZM208 157H210V158H208ZM223 157V158H222ZM248 157V158H247ZM257 157H259V158H257ZM23 158V159H22ZM80 158V159H79ZM82 158V159H81ZM89 158V159H88ZM91 158H93V159H91ZM114 158V160H115V162H114V160H112L111 161V159H113ZM119 158V159H118ZM122 158H124V159H122ZM147 158H149V159H147ZM153 158V159H152ZM176 158V159H175ZM188 158V159H187ZM192 158V159H193ZM231 159V161H230V159ZM243 158H244V160H243ZM77 159V160H76ZM104 159V160H103ZM109 160V161H107V160ZM172 159V160H171ZM217 159V160H216ZM221 159V160H220ZM245 159H247L246 161H245ZM249 159H250V161L252 162H250L249 161ZM51 160V164L50 163H48L49 161ZM65 160V161H64ZM117 160V161H116ZM131 160H132V163H131ZM149 160H151V161H149ZM176 160V161H175ZM182 160V161H181ZM210 160H212V161H209ZM222 161V162H220V161ZM228 160V161H227ZM241 160V161H240ZM255 160V161H254ZM21 161V162H20ZM89 161V162H88ZM95 161H99L98 163H101V166H96V165H98V163L97 162H95ZM128 161H130V162H128ZM178 161H179V163H178ZM184 161V162H183ZM191 161V162H190ZM227 161V162H226ZM240 162L241 163V165H243V166H247V168H248V170L247 171H242V173H241V171H240V173L242 174H239V173H237L236 172V170H235V168H234V164H236V162ZM81 162L83 163V164H81ZM86 162H88L87 164H86ZM91 162H92V164H91ZM95 162V163H94ZM127 164H126V163ZM142 162H144V163H142ZM150 162V163H149ZM190 162V163H189ZM196 162V163H195ZM198 162V163H197ZM217 162V163H216ZM219 162V163H218ZM243 162V163H242ZM246 162H250L249 164L248 163H246ZM257 162V163H256ZM43 163H47V164H43ZM53 163H55V164H53ZM176 163H178V166H177V164ZM194 163H195V165H194ZM209 163V164H208ZM222 163V164H221ZM228 163V164H227ZM57 164V165H56ZM76 165V166H74V165ZM79 164H81V166L83 165V167H79ZM84 164H86V165H84ZM118 164H120V165H118ZM140 164V165H139ZM143 164H144V166H143ZM164 165L165 167L163 168V167H161L160 165ZM182 164H184V165H182ZM192 165V167H189L190 165ZM200 166H199V165ZM202 164L204 165L205 164V166H203V167H201L202 166ZM212 164H213V166H215V167H213L212 166ZM217 164H219V166L217 165ZM255 164V165H254ZM258 164V165H257ZM50 165H51V168H49L50 167ZM142 165V166H141ZM160 167H159V166ZM182 165V166H181ZM197 165V166H196ZM207 165V166H206ZM226 165V166H225ZM260 165V166H259ZM21 166V167H20ZM43 167V170H44V168H45V170H44V172H42L43 170L41 169L42 167ZM93 167V168H95V169H97V170H99L100 172H102V173H104L105 175H106V173H107V175H109V176H112V175H114V176H116V177H118V180H117V178L116 177H114L113 176V178L114 179H112L113 181L115 180H117L116 181V183L115 182H113V188L110 190V192H112V193H109L108 192V190L107 189H105V186H103V187H101L100 185H102V184H98L99 186H100V189H98V188H96L95 187V191H93V193L91 194V192L90 191H88L87 192V196H85L84 195V197L83 198H81L80 197V199L81 200H84V201H86V204H88V203H90L91 202V204L94 206H92V208H95V209H93V212H91V210H92V208H91V210H87V211H78L77 210V205H76V203H75V200H72V199H74V197H76L75 196V193L73 192V190H74V188H75V186H76V184L78 183V181L79 180H83L81 183H83V182H85L86 184L88 183V181H89V179H88V181H87V179H80V178H77V177H82V175H83V173L85 172V170L84 169H86V167H87V169H89L90 167ZM139 166V167H138ZM148 166V167H147ZM168 166V167H167ZM193 166H195L194 168H193ZM217 166H218V168H217ZM222 168H221V167ZM19 167V168H18ZM98 167H100V168H98ZM102 167V168H101ZM177 167V168H176ZM213 167V171H210V169ZM251 167V168H250ZM260 167V168H259ZM17 168H18V170L20 171H18L17 170ZM57 168V169H56ZM62 168V169H61ZM83 168V169H82ZM104 168V169H103ZM128 168V169H127ZM155 168V169H154ZM180 168H183V169H181V171H178ZM205 168V169H209V171H210V173H211V175H210V173H209V171L208 170H203V169ZM214 168H215V171H214ZM14 169H16V171H17V173H16V171L14 170ZM39 169V170H38ZM42 171H41V170ZM68 169V170H67ZM81 169H82V171H81ZM86 169V170H87ZM114 169V170H113ZM160 170V171H157V170ZM225 169H229L228 171H226ZM252 169V170H251ZM254 169V170H253ZM260 169V170H259ZM262 169V170H261ZM55 170H56V172H55ZM57 170H59V171H57ZM72 170V171H71ZM110 170H111V172H110ZM154 170V172L152 173V171ZM186 170V171H185ZM216 170L219 172H216ZM251 170V171H250ZM65 171H66V173H65ZM74 171V172H73ZM79 171V172H78ZM147 172V173H145V172ZM168 171H170V172H168ZM230 171H231V173H232V171L233 172H235V174L233 173V174H231L230 173ZM254 171V172H253ZM42 172V173H41ZM78 172V173H77ZM125 172V173H124ZM162 173V172H165V174L167 175L166 177H168V180L169 181H171V182H167V181H157V180H155L154 178H153V176H155L156 174H158V173ZM167 172V173H166ZM177 172H178V174H177ZM216 172V174H218V176L215 174L214 175V173ZM228 172V173H227ZM261 172H262V174H261ZM8 173V174H9ZM19 173V174H18ZM48 173H49V175H48ZM57 173V174H56ZM213 173V174H212ZM261 175H259V174ZM16 174V175H15ZM17 174L19 175V176H17ZM66 174H68V178H67V175ZM82 174V175H81ZM139 174V175H138ZM147 174V175H146ZM152 174V175H151ZM209 174V175H208ZM231 174V175H230ZM51 175H53V176H58V175H62L61 176V178L60 177H54L55 179H61L60 181L59 180H54V178H53V176L51 177ZM64 175H66V176H64ZM72 175V176H71ZM128 175V176H127ZM143 175V176H145V177H141V176ZM150 177H149V176ZM170 175V176H169ZM178 175V176H177ZM225 175V176H224ZM229 175V176H228ZM236 175V176H235ZM238 175V176H237ZM239 175H240V177H242L243 179H247L248 181H249V178H250V181L249 182H253L254 184H256L257 182H258V184L259 183H261V184H259V186H258V184H257V186H256V188H257V193L255 194V195H252V196H250V197H248L247 196V198L245 197V198H242L241 199V201H242V203L244 204V209L242 210V212H238V211H236L235 210V207H234V198H230L229 200L227 199V202H226V199L224 198V196H225V191H228V188L229 189H231V190H229V191H232V192H234V190H236L237 191V186H238V179H237V177H239ZM9 176V175H8ZM48 176V177H47ZM69 176H71V177H69ZM76 176V177H75ZM136 176H138L137 178H134V177H136ZM151 179H149L148 177ZM152 176V177H151ZM230 176H231V178H230ZM250 176V177H249ZM63 177V178H62ZM139 177H141L142 179H140ZM211 177L212 178H215V180H220V178H221V182H212L214 179H211ZM226 177V178H225ZM251 177H252V179H251ZM11 178V177H10ZM19 178V179H18ZM44 178L45 179H47L46 181L51 185V186H49L48 185V183L47 182H45V180H44ZM49 178H51V180H49ZM74 178V179H73ZM120 178V179H119ZM133 178V179H132ZM153 178V179H152ZM206 178H210L209 180L208 179H206ZM217 178V179H216ZM219 178V179H218ZM228 178V179H227ZM25 179V180H24ZM43 179V180H42ZM77 179V180H76ZM130 179V180H129ZM135 179V180H134ZM206 179V180H205ZM242 179V180H243ZM255 181H254V180ZM16 180V181H15ZM19 180V181H18ZM44 181V182H42V181ZM71 180V181H70ZM132 180V181H131ZM179 180V181H178ZM186 180H189L188 182L186 181ZM226 180V185L228 186L227 188L226 187H224L225 186V183H224V181ZM229 180V181H228ZM25 181V182H24ZM149 181V182H148ZM177 181V182H176ZM227 181H228V183H229V185H231V186H229L228 185V183H227ZM11 182H15V183H11ZM17 182V183H16ZM22 183V184H19V183ZM27 182V183H26ZM118 182V183H117ZM132 184H131V183ZM137 182V183H136ZM138 182L140 183H142L141 185L139 184V185H137L138 184ZM160 182H161V184L162 183H164L165 184V186H163L164 184H162V185H160ZM205 182V183H204ZM232 182H233V185H232ZM235 182V183H234ZM9 183H11V184H9ZM26 183V184H25ZM40 183V184H39ZM192 183H194V184H192ZM237 183V184H236ZM13 184V185H12ZM65 184H67V185H65ZM154 184V185H153ZM155 184H157L156 186H155ZM218 184H220L219 186H218V188H217V185ZM16 187H15V186ZM19 185V186H18ZM21 185V186H20ZM23 185V186H22ZM61 185V186H60ZM85 185V184H84ZM98 185H96L97 187H99ZM132 185H133V188H132ZM135 185V186H134ZM144 185V186H143ZM151 185H152V187H151ZM159 185V186H158ZM213 186L212 188L211 187H208V186ZM222 185V186H221ZM234 185H237V186H235V188H234ZM10 186V187H9ZM11 186L13 187L14 186V188H11ZM32 186V187H31ZM37 186V187H36ZM48 186H49V189H48ZM163 186V187H162ZM204 186V187H203ZM206 186V187H205ZM263 186V187H262ZM36 189H35V188ZM41 187H42V189H41ZM47 190H44V188ZM54 187V188H53ZM139 187V190H135V189H137ZM142 187H144V188H142ZM149 187L151 188V189H149ZM154 187V188H153ZM160 187V188H159ZM192 187V188H191ZM194 187V188H193ZM210 190H212V189H214V190H212V192H210L209 191V189ZM214 187H216V189L214 188ZM221 187H222V189H221ZM10 188V189H9ZM17 188V189H16ZM20 188L22 189V190H20ZM31 188H33L34 189V191H33V189H31ZM39 188V189H38ZM117 190H116V189ZM132 188V189H131ZM156 188V189H155ZM4 189V190H3ZM14 189V190H13ZM41 189V190H40ZM50 189H52V190H50ZM54 189V190H53ZM61 189V190H60ZM189 189V190H188ZM227 189V190H226ZM233 189V190H232ZM259 189V190H258ZM261 189V190H260ZM10 192H9V191ZM12 190L13 191H15V193L13 194L12 193ZM23 190H24V192H23ZM55 190H56V192H55ZM63 190V191H62ZM72 190V191H71ZM96 190L97 191H99L100 193V195L98 194V192L96 193ZM124 190V192H122ZM134 190H135V192H134ZM176 190H178V191H176ZM187 190V192H185ZM36 191H38V193L36 192ZM41 191H44L43 193L41 192ZM65 191H70L71 193H66ZM118 191V192H117ZM126 191H128V192H126ZM132 191V192H131ZM137 191V192H136ZM23 192V193H22ZM26 192V193H25ZM32 192V193H31ZM41 192V193H40ZM54 193V195H52L51 196V194H53ZM116 192V195H118L117 197L115 196V193ZM176 192H178V194H179V196H175V193ZM217 193L216 195H215V193ZM2 193V194H1ZM7 193V194H6ZM36 193V194H35ZM49 193V194H48ZM51 193V194H50ZM73 193V194H72ZM109 193V194H108ZM182 193H184V194H182ZM186 193V194H185ZM208 193V194H207ZM211 194V196L212 197H214L215 199H213L211 196H210V194ZM220 193H223L224 194V196H221V198L219 197V195L218 194H220ZM4 194H6V195H4ZM42 194V196H44V194H45V196H44V198L42 197V196H40ZM48 194V195H47ZM59 194V195H58ZM95 194H97V195H95ZM104 194V195H103ZM112 194V195H111ZM123 194V195H122ZM222 194V195H223ZM236 194V193H235ZM34 195V197L32 198V196ZM63 195V196H62ZM68 195H70V196H68ZM91 195H93V197H92V200H93V202L92 201H90V198H91ZM101 195H103L102 197H101ZM180 195H182V196H180ZM207 195H209V196H207ZM215 195V196H214ZM221 195V194H220ZM9 196H11V197H9ZM30 196V197H29ZM36 197L38 198V197H40V198H38V199H36ZM46 197V198H45ZM49 197V198H48ZM70 197V198H69ZM95 197H99V198H95ZM105 197V198H104ZM110 197H112V198H110ZM125 197V196H124ZM175 197V198H174ZM209 197H211V199L209 198ZM218 197H219V199H218ZM223 197V198H222ZM234 197V196H233ZM3 198V199H2ZM9 198V199H8ZM11 198H12V200H11ZM70 199V200H67V199ZM94 198V199H93ZM100 198H102V201H103V203H101V201H99V199ZM181 198V199H180ZM207 198H208V200H207ZM218 200H217V199ZM8 199V200H7ZM58 199V200H57ZM76 199V198H75ZM104 199V200H103ZM184 199V200H183ZM233 199V200H232ZM238 201H236V202H239V197L238 198H236ZM235 199V200H236ZM25 200H22L21 201V203H20V206H21V204H22V206H24L25 205ZM39 200V201H38ZM46 200V201H45ZM53 200V201H52ZM65 200H67V201H70V203L72 202V204H66V203H69V202H67V201H65ZM100 202V203H98V201ZM101 200V199H100ZM211 200H213V201H211ZM217 202H216V201ZM219 200H220V202H219ZM225 200V201H224ZM261 200H262V202H261ZM5 201V202H4ZM11 201V202H10ZM90 201V202H89ZM169 201H171L172 202V204L171 205H169L168 204V202ZM183 201L185 202L184 204H183ZM224 201V202H223ZM259 201V202H258ZM54 204H56V205H53V203ZM88 202V203H87ZM208 202V203H207ZM247 202V203H246ZM13 203V204H12ZM41 203V204H40ZM49 203V204H48ZM98 203V204H97ZM187 203V204H186ZM218 203V204H217ZM223 203H226L228 206H227V208H230L229 209V211H230V213H231V215L232 216H230V213L228 214V212H225V211H227L228 209L227 208H225L224 207V209H220L219 210V204H220V206L223 208ZM249 203H250V206H249ZM263 203V204H262ZM45 204H46V206H45ZM100 204V205H99ZM102 204V205H101ZM108 204V205H107ZM175 204H177L176 205V207H175ZM188 205L189 207H187L186 205ZM217 204V205H216ZM7 207H6V206ZM10 205V206H9ZM13 205V206H12ZM53 205V206H52ZM64 205V206H63ZM66 205V206H65ZM72 205V206H71ZM95 205H97V207L95 206ZM112 205V204H111ZM110 205V206H111ZM191 205V206H190ZM208 205V206H207ZM231 205V206H230ZM233 205V206H232ZM48 206H50L49 208L50 209H52V210H50V209H48ZM185 206V208H186V210H185V208H183V210H182V212H180V218H177L178 216L176 215V209H180L181 207H184ZM202 206V207H201ZM211 206V207H210ZM218 206V207H217ZM246 206L248 207V209L246 208ZM6 207V208H5ZM8 207H9V209H8ZM25 207V206H24ZM46 207H47V209H46ZM56 207H58V208H56ZM153 207L154 206H152L151 205V208L148 210V213L149 212H151L152 210H153ZM260 207H262V208H260ZM13 208V210H10V209H12ZM56 209V210H53V209ZM61 208V209H60ZM176 208V209H175ZM207 208V209H206ZM210 208H212V210L210 209ZM17 211L16 213H15V210ZM45 209V210H44ZM75 210V211H73V210ZM215 209H217V210H219V211H217V210H215ZM253 210V211H251V213L252 214H254V215H252V214H250V216H249V213H250V210ZM257 209V210H256ZM5 210H7V211H5ZM43 210H44V212H43ZM48 210V212H49V214H48V212H45V211H47ZM63 210V211H62ZM95 210V211H94ZM235 210V211H234ZM255 210V211H254ZM258 210H260V211H258ZM55 211V212H54ZM58 211V212H57ZM63 213H65L66 215H70L71 217H68V216H66L65 214H63ZM66 211V212H65ZM71 212V214H73V215H71L70 214V212ZM78 213H77V212ZM187 212V214L185 215L184 214V212ZM199 211H201V212H199ZM202 211H205V212H203V214L205 215H201L200 213H202ZM209 211V212H208ZM215 211H217V213L215 214ZM233 211H234V213L235 214H237V215H234V213H233ZM249 211V212H248ZM5 214H4V213ZM9 212V213H8ZM89 213L90 214V216H88V214L86 215L85 213ZM218 212H220L219 214H218ZM224 212L225 213H227V214H224ZM255 212H256V214H255ZM261 212V213H260ZM7 213V214H6ZM77 213V214H76ZM82 215H81V214ZM173 213H175V216L173 215V218L172 217H170V216H172V214ZM195 213V214H194ZM210 213V214H209ZM258 213V214H257ZM55 214V215H54ZM240 216H239V215ZM261 214V215H260ZM4 215V216H3ZM49 215H51V216H49ZM58 215V216H57ZM65 215V216H64ZM75 215V216H74ZM76 215H77V217H76ZM79 215H81V216H79ZM201 215V216H200ZM221 217V219H220V217ZM234 215V216H233ZM241 215H243V216H241ZM252 215V216H251ZM260 215V216H259ZM53 216V217H52ZM63 216V217H62ZM88 217V218H83V217ZM92 216L95 218V220L96 221H94V222H92V224H91V226H90V228H89V225H88V223L93 219L92 218ZM195 216H197V217H199V218H201V219H199V218H193V217H195ZM218 216V217H217ZM223 216H226V219L229 217V218H231L232 217V219H228L227 220V224H226V220H225V225H226V227L224 226V224L222 223V222H224V221H222L223 220ZM236 216H238V217H236ZM258 218H257V217ZM11 217V218H10ZM45 217H48V218H45ZM59 218V219H57V218ZM76 217V218H75ZM174 217H175V219H174ZM186 217H188V218H186ZM208 217H210L211 219L213 218V220H218V222L220 221V223L219 224H217V226L216 225H214L213 223L212 224H210V222H208L210 219H208ZM215 217V218H214ZM234 217V218H233ZM237 219H236V218ZM240 217V218H239ZM243 217V218H244ZM3 218V219H2ZM52 218L54 219V220H52ZM64 220H63V219ZM65 218H68V219H65ZM90 218H92L91 220H90ZM172 218V219H171ZM251 218V219H250ZM256 218V219H255ZM11 219H13V220H15V221H13V220H11ZM62 219V220H61ZM69 219H70V221H69ZM73 219V220H72ZM83 219V220H82ZM115 219V220H114ZM174 219V220H173ZM176 219H177V221H176ZM192 219H193V221H194V223L192 222ZM8 220H9V222H8ZM56 220V221H55ZM74 220H76V221H74ZM190 220V221H189ZM206 220V221H205ZM250 220L252 221V222H250ZM255 220V221H254ZM10 221H12V222H14V223H12V222H10ZM80 221V222H79ZM86 221V223H83V222H85ZM198 221L200 222V221H205V223H203V225H200V226H198ZM75 222H77V223H75ZM110 222V223H111ZM179 222H181V223H179ZM206 222H208V223H206ZM253 222L255 223V224H253ZM258 222V223H257ZM56 223V224H55ZM58 223H60V225H62L61 227H60V225L58 224ZM68 223V224H67ZM70 223V224H69ZM86 224V225H88V227L86 226V225H82V224ZM119 223V224H118ZM125 223H126V225H127V227H126V225H125ZM229 223V224H228ZM257 223V224H256ZM50 224V225H49ZM67 225V227L65 226V225ZM79 224V225H78ZM183 224H185L186 226H189V227H186L185 225L183 226ZM259 224H261V225H259ZM74 225H75V227H74ZM118 225V226H117ZM228 225V226H227ZM258 225H259V227H258ZM2 226H4L3 228H2ZM64 226V227H63ZM77 226V227H76ZM143 226V227H142ZM175 226V227H174ZM196 228H195V227ZM27 227V230L25 229ZM53 227V228H52ZM63 227V228H62ZM86 227V228H85ZM119 227V228H118ZM123 227V228H122ZM176 227H178V228H176ZM183 227V228H182ZM195 228V229H193V228ZM256 227H258V228H256ZM64 228H68V229H64ZM75 228H76V230L77 231H75ZM84 228V229H83ZM92 228V229H91ZM133 230H132V229ZM169 228L171 229V230H169ZM182 229V230H179V229ZM225 228V229H224ZM260 228H261V230H260ZM50 229V230H49ZM62 229V230H61ZM88 229V230H87ZM94 229V230H93ZM130 231H129V230ZM135 229V230H134ZM185 229V230H184ZM200 231H198V230ZM211 231H210V230ZM75 232H74V231ZM79 230L81 231L80 233L83 235L82 236V238H81V242H80V244H78L77 243V241H74V240H76V237H75V235L76 234H78L79 233ZM195 230V231H194ZM223 231L222 233H218L217 234V232L219 231V232H221V231ZM12 231V232H11ZM74 233H73V232ZM90 231V232H89ZM92 231H94V232H96V233H94V235H92L93 234V232ZM125 233H124V232ZM133 231V232H132ZM139 231V232H138ZM141 231V232H140ZM176 231V232H175ZM182 231H184V233L182 232ZM197 231V232H196ZM7 232V233H6ZM129 232V233H128ZM144 232H146V233H144ZM179 232L180 233H182L181 234V236L179 235ZM187 232V233H186ZM196 232V233H195ZM209 232V233H208ZM211 232H213V233H211ZM215 232V233H214ZM263 233H264V230L262 231ZM261 232V233H262ZM3 233H5V234H3ZM92 233V234H91ZM112 233V234H111ZM122 233H124V235L122 234ZM127 233V234H126ZM189 233H191V234H189ZM203 233H205L204 234V236H203ZM227 233H228V235H227ZM233 233H235L234 235H236V236H234L233 235ZM237 233V234H236ZM260 233V235H262L263 237H264V234L262 233L261 234ZM75 234V235H74ZM96 234V235H95ZM108 234H111V236H108ZM119 234H122L121 235V237H119L120 235ZM140 234V235H139ZM143 234V235H142ZM148 234V235H147ZM175 234V235H174ZM184 234V235H183ZM187 234H189L188 235V237L190 236V241H188V237H187ZM202 234V235H201ZM213 235V234H217L216 236H215V238L216 239H214V236H210V235ZM230 234H232V236L230 235ZM15 235V236H14ZM90 236V238H89V236ZM102 235V236H101ZM104 235V236H103ZM105 235H106V238H105ZM142 235V236H141ZM221 235V236H220ZM229 235L231 236V238H229ZM5 237V236H7V237H5V238H3V237ZM68 236H70V238H68V240H67V237ZM113 236H114V238L115 239H113V240H110L111 239V237L113 238ZM116 236V237H115ZM119 237V239L120 238H123V239H120V240H122L121 242H120V240L119 239H116V238H118ZM133 236H136V237H133ZM141 236V237H140ZM145 236H146V239H147V241H146V239H145ZM177 236V237H176ZM179 236V237H178ZM220 236V237H219ZM14 237V239L17 241H15L14 239H12ZM98 237H100L99 239H101L99 242H96L97 240H95V239H97ZM101 237H103V238H101ZM108 237H109V239H108ZM128 239H131L132 237V240H128L127 241V238ZM211 237H213V238H211ZM222 237V238H221ZM223 237H227V238H223ZM236 237H237V239H236ZM7 238V240L8 239H10L8 242L5 240ZM19 238H20V240H19ZM84 238V239H83ZM86 238H87V243L88 244H86V241H84V240H86ZM105 238V239H104ZM138 239V241H137V239ZM140 238H142V239H140ZM183 240H182V239ZM200 238V239H199ZM11 239H12V241H11ZM74 239V240H73ZM134 239V240H133ZM213 239H214V241H213ZM233 239H234V241H233ZM64 240H66L67 241V243H66V241H64ZM73 240V242H71ZM115 240V241H114ZM123 240H124V243H123ZM231 240V241H230ZM237 240V241H236ZM62 241H63V243H62ZM112 241V242H111ZM127 241V242H126ZM175 241V242H174ZM229 241H230V243H229ZM233 241V242H232ZM19 242H21V243H19ZM37 242H38V240H37ZM69 242V243H68ZM71 242V243H70ZM105 242V244L106 245H102V243H104ZM116 243V244H118L117 246H116V244H113V243ZM127 244H126V243ZM138 242V244H136ZM189 242V243H188ZM193 242V243H192ZM196 242H198L197 244H196ZM17 244V246H19L20 245V247H18L17 248V246L15 247V244ZM60 245L59 247H65V245L68 247H65L64 249L62 248H60L59 249V247H58V244ZM62 245H61V244ZM77 243V244H76ZM83 243V244H82ZM99 243V244H98ZM110 243H111V246H110ZM121 243V244H120ZM192 243V244H191ZM214 243H215V245H214ZM72 244H74V245H72ZM113 244V245H112ZM130 244H131V246H130ZM207 244V245H206ZM221 244H223L222 246H221ZM227 246H229V247H227ZM57 245V246H56ZM71 245V246H70ZM91 245V246H90ZM124 245H129L128 247L127 246H124ZM135 245H136V247H135ZM206 245V246H205ZM210 245V246H209ZM78 246H80V247H78ZM101 246H103L102 247V250H103V252H104V250H105V247L106 246H108V247H106V250H107V252H106V254H107V256H106V254L104 253L103 254V252H101L102 250H98V249H101ZM205 246V248H201V247H204ZM12 247H14L15 249H13ZM58 247V248H57ZM77 248L78 247V249L80 250L81 249V251H79L78 249H76V251H79L77 254H75L74 255V250H75V248ZM92 247V248H91ZM96 247V248H95ZM117 247V248H116ZM211 247V248H210ZM223 247V248H222ZM51 248V249H50ZM52 248H55L54 250L52 249ZM82 248H84V249H88V250H84V249H82ZM195 248V249H194ZM207 248V249H206ZM209 248V249H208ZM218 248H219V250H218ZM220 248H221V251H220ZM13 249V250H12ZM57 249V250H56ZM114 249H116V250H114ZM118 249H120V250H122V252L119 250L118 251ZM127 249V250H126ZM66 250V251H65ZM73 250V251H72ZM89 250H90V252H89ZM105 250V251H106ZM112 250H114L115 252L116 251H118V254L119 255H116L115 254V252H113ZM53 251V252H52ZM65 253H64V252ZM96 251H97V253H96ZM108 251L111 253V251H112V254H109L108 253ZM119 252H121V253H119ZM195 252V253H194ZM53 253V254H52ZM55 253V254H54ZM64 253V254H63ZM76 253V252H75ZM92 253H95V254H92ZM113 253L115 254V255H113ZM117 253V252H116ZM59 254H61V255H59ZM70 254V255H69ZM79 254V255H78ZM124 254V255H123ZM197 254V255H196ZM53 255V256H52ZM72 255L73 256H75V257H73L72 258ZM86 255V256H85ZM99 255H101V256H99ZM103 255H105L106 256V258L105 257H102ZM63 256H65L64 258L65 259H63ZM77 256H79V257H81V258H79V257H77ZM114 256V257H113ZM118 256V257H117ZM122 256H124L123 258H121ZM177 256H179V257H177ZM21 257V258H20ZM26 257V258H25ZM62 257V258H61ZM99 257H102V258H99ZM8 258H10V259H16V260H8L7 261V259ZM25 258V259H24ZM68 258H72L73 260H70L69 261V259ZM76 258V259H75ZM79 258V259H78ZM109 258V259H108ZM20 259H23V260H21L20 261ZM101 259H102V262H100L101 261ZM104 259V260H103ZM107 259V261H105ZM209 259V258H208ZM264 259V258H263ZM59 260H60V262H59ZM61 260H64V262L62 261L61 262ZM75 260H79L78 261V263L75 261ZM109 260V261H108ZM8 263H7V262ZM14 263H13V262ZM20 261V262H19ZM73 261V262H72ZM105 261V262H104ZM111 261V262H110ZM114 261V262H113ZM117 261V262H116ZM6 262V263H5ZM69 262V263H68ZM76 262V263H75ZM128 262V263H127ZM65 263V264H66ZM111 263V264H112Z\"/></svg>",
  "mask_w": 264,
  "mask_h": 264
},
{
  "label": "bare ground",
  "instance_id": "obj_2",
  "mask_svg": "<svg viewBox=\"0 0 264 264\" xmlns=\"http://www.w3.org/2000/svg\"><path fill=\"white\" fill-rule=\"evenodd\" d=\"M2 1V0H1ZM29 1H31V0H24V3L25 2H29ZM37 1V0H36ZM56 1H58V0H56ZM55 1V2H56ZM116 1V0H115ZM128 1V0H127ZM126 1V2H127ZM157 1V0H156ZM201 1V0H200ZM205 1V0H204ZM213 1V0H212ZM219 1V0H218ZM217 1V2H218ZM224 1V0H223ZM239 1V0H238ZM241 1H244L243 2V4L242 5H244L243 7H245V5H246V8L244 9V12H240L239 13V4L241 5V2L239 3V2H237V1H235V0H227V2H226V14H225V17H224V19L225 20H223L225 23V31H226V33H225V31H224V34H225V36H224V38H223V40H222V44H221V48H222V55H223V57L221 58V55H220V58L223 60L224 59V61H228L229 63L231 62V63H233L236 67V69L237 70H232V71H230V73H228L229 74V77L228 76H226V77H228V81L225 83V86H223V87H225V92H226V99H232V101H231V103L233 104V99H235V97H238L239 96V81L241 82V78L242 77H239V62H241V64H242V62L244 61L243 60V54H242V56H241V58H239V46L240 45H242L243 47H247V45L250 43V40L252 39V41L254 40V37L256 38V36H255V31L253 30V27H255L256 28V26H258V28L259 27H264V21H262V19L261 20H259L260 18V15L262 16L263 15V13H264V0H251V1H249V2H251V3H248V1L247 0H241ZM2 2H5L4 0L2 1ZM32 2H34V0L32 1ZM40 2V1H39ZM42 2V1H41ZM43 2H45V0L43 1ZM112 2V1H111ZM117 2V1H116ZM119 2V1H118ZM117 2V3H118ZM177 2H179V1H177ZM181 2H183V1H181ZM211 2V1H210ZM225 2V1H224ZM223 2V3H224ZM18 3H20L19 1H18ZM36 4H37V2H35ZM46 3V2H45ZM51 3V2H50ZM54 3V2H53ZM101 3H102V1H101ZM115 3V2H114ZM125 2H123L122 4H124ZM132 3V2H131ZM134 3V2H133ZM151 3H152V1H151ZM216 3V2H215ZM219 3V2H218ZM246 3V4H245ZM250 5L249 7H247V5L248 4ZM6 4H7V6H10L11 8L12 7H14L13 5H9V3H7L6 2ZM52 4V3H51ZM116 4V3H115ZM120 4H121V2H120ZM184 4V3H183ZM187 4V3H186ZM125 5V4H124ZM132 5V4H131ZM241 5V6H242ZM114 5L112 4V6H111V9H112V7H113ZM186 6V5H185ZM189 6V5H188ZM195 6V5H194ZM193 6V7H194ZM197 6V5H196ZM221 6V5H220ZM9 7V8H10ZM16 7V6H15ZM122 7V6H121ZM126 7H128V6H126ZM159 7H160V9L163 11V14L164 15H169V14H171V13H173V11H175V6H174V3L171 1V0H159ZM203 7V6H202ZM222 7V6H221ZM243 7H241V9H243ZM10 8V9H11ZM146 8H148V7H146ZM187 8V7H186ZM189 8L191 9L192 7H190L189 6ZM218 8V7H217ZM5 9H7L6 7H5ZM15 9V8H14ZM17 9V8H16ZM51 9V8H50ZM58 9V8H57ZM114 9H115V11H117L116 9V7H114ZM128 9V8H127ZM178 9V8H177ZM192 9H194V8H192ZM196 9V8H195ZM198 9H199V7H198ZM206 9V11H207V8H205ZM204 9V10H205ZM215 9V8H214ZM214 9H213V11H214ZM25 10H27V9H25ZM55 10V9H54ZM149 10V9H148ZM160 10V11H161ZM183 10H185V9H183ZM182 10V11H183ZM8 11H10V10H8ZM13 11V10H12ZM17 11V10H16ZM56 11V10H55ZM112 11V10H111ZM110 11V12H111ZM114 11V10H113ZM159 11V10H158ZM178 11V10H177ZM210 11V10H209ZM213 11L211 10V12L213 13ZM219 11V10H218ZM218 11H215V12H218ZM11 12V11H10ZM23 12H24V10H23ZM28 12V11H27ZM44 12V11H43ZM123 12V11H122ZM125 13H126V11H124ZM150 12H152V11H150ZM156 11H154V13H155ZM187 12V11H186ZM193 12V11H192ZM203 12V11H202ZM214 12V13H215ZM6 13V12H5ZM29 13V12H28ZM49 13V12H48ZM55 13V12H54ZM69 13H70V10H69ZM159 13V12H158ZM209 13V12H208ZM220 13V12H219ZM21 14V13H20ZM23 14V13H22ZM27 14V13H26ZM45 14V13H44ZM50 14V13H49ZM122 14V13H121ZM185 14H187V13H185ZM205 14V13H204ZM4 15V14H3ZM7 15H8V13H7ZM61 14H59V16H60ZM106 15H108L107 13L105 14V16ZM119 15H120V13H119ZM126 15V14H125ZM160 15H162V14H160ZM213 15V14H212ZM216 15V14H215ZM9 16H11L10 14H9ZM15 16H17V15H15ZM44 16H49L48 14H45ZM57 16V15H56ZM109 16V15H108ZM121 16H123V15H121ZM147 16V15H146ZM149 16H151V15H149ZM153 16V15H152ZM186 16V15H185ZM206 16H207V14H206ZM210 16V15H209ZM19 17V16H18ZM23 17V16H22ZM28 17V20H29V16H27ZM264 17V16H263ZM6 18H8L9 19V17H6ZM57 18H58V16H57ZM105 18V17H104ZM116 18V17H115ZM145 18H147V17H145ZM156 18V17H155ZM162 18V17H161ZM179 18V17H178ZM215 18V17H214ZM46 19V18H45ZM61 19V18H60ZM69 19V18H68ZM107 19H109V18H107ZM138 19V18H137ZM149 19V18H148ZM43 22H44V20L43 19H41ZM70 20V19H69ZM73 20H76V18L75 19H73ZM169 20H171V19H169ZM173 20V19H172ZM188 20H190V19H188ZM218 20V22H219V19H217ZM8 21V20H7ZM45 21H47V19L45 20ZM49 21V20H48ZM53 21V20H52ZM98 21V20H97ZM119 21V20H118ZM138 21V20H137ZM159 21V20H158ZM166 21V20H165ZM175 21V20H174ZM3 22V21H2ZM10 22H12V21H10ZM41 22V21H40ZM99 22V21H98ZM160 22V21H159ZM158 22V23H159ZM172 22V21H171ZM190 22H191V20H190ZM194 22H197V21H193V23ZM198 22H199V20H198ZM201 22V21H200ZM217 22V21H216ZM215 22V23H216ZM217 22V23H218ZM28 23V22H27ZM80 23V22H79ZM101 23H103V22H101ZM154 23H155V21H154ZM167 23H168V21H167ZM184 23V22H183ZM187 23H189V21L187 22ZM187 23H186V25H187ZM202 23H203V21H202ZM17 24V23H16ZM36 24V23H35ZM37 24H41V23H37ZM64 24H66V23H64ZM68 24V23H67ZM66 24V25H67ZM83 24V23H82ZM104 24V23H103ZM111 25H112V23H110ZM157 24V23H156ZM166 24V23H165ZM169 24H171V23H169ZM185 24V23H184ZM204 24V23H203ZM207 24V23H206ZM205 24V25H206ZM211 24V23H210ZM209 24V25H210ZM219 24V23H218ZM218 24H216V25H218ZM222 23H220L219 24V28H220V25H221ZM4 25V24H3ZM29 25H31V23H29ZM50 26L51 25V22L49 21L48 22V24H47V26ZM60 25V24H59ZM80 25H81V23H80ZM80 25H78V26H80ZM84 25V24H83ZM83 25H81L83 28H84V26ZM111 25H109L108 27H110ZM115 25V24H114ZM171 25H173V24H171ZM194 25V24H193ZM211 25H213V23L211 24ZM34 26V25H33ZM61 26V25H60ZM71 26V25H70ZM106 26V25H105ZM192 26V25H191ZM206 26H208V25H206ZM214 26V25H213ZM212 26V27H213ZM222 26V25H221ZM18 27V26H17ZM22 27V26H21ZM21 27L19 28V29H21ZM31 27V26H30ZM43 27H46V25H44ZM118 29L120 28L119 26H116ZM202 28H204L203 26H201ZM210 27V26H209ZM15 29H16V27H14ZM23 28V27H22ZM35 28V27H34ZM53 28H54V26H53ZM55 28H56V26H55ZM54 28V29H55ZM60 28H62V27H60ZM183 28H185V27H183ZM190 28V27H189ZM206 28V27H205ZM224 28V27H223ZM257 28V30L258 31H260L259 29ZM6 29V28H5ZM129 29V28H128ZM169 29V28H168ZM201 29V28H200ZM22 30V29H21ZM20 30V33H22V31ZM25 30V29H24ZM26 30H29L31 33H33V30L31 31L29 28H27ZM35 30V29H34ZM37 30V29H36ZM35 30V31H36ZM69 30H70V28H69ZM78 30V29H77ZM87 30V29H86ZM107 30V29H106ZM113 30V32H114V29H112ZM181 30V29H180ZM186 30H187V28H186ZM206 30H208L207 28H206ZM212 30V29H211ZM16 31H18V30H16ZM29 31H26L27 33L29 32ZM60 30H58L57 28H56V33H58ZM63 31H64V29H63ZM127 31V30H126ZM131 31V30H130ZM177 31H179V30H177ZM203 31V30H202ZM217 31V30H216ZM220 31V30H219ZM222 31V30H221ZM263 31H264V28H263ZM24 32V31H23ZM25 32V33H26ZM29 32V34H31ZM80 31H78V33H79ZM196 32V31H195ZM262 32V31H261ZM69 33V32H68ZM81 33H82V30H81ZM85 33H87V32H85ZM117 33V32H116ZM123 33V32H122ZM121 33V34H122ZM133 33V32H132ZM170 33V32H169ZM17 34V33H16ZM48 34V33H47ZM53 35H54V33H52ZM84 34V33H83ZM125 34H127V33H125ZM134 34V33H133ZM191 34V33H190ZM196 34H198V33H196ZM223 34V33H222ZM39 35V38H40V33L39 32H37V34H36V36H38ZM44 35V34H43ZM74 35V34H73ZM106 35V34H105ZM113 36L115 35V33L114 34H112ZM167 35V34H166ZM171 35V34H170ZM182 36H184L183 34H181ZM199 35V34H198ZM253 35H254V37H253ZM18 36H19V34H18ZM27 36V35H26ZM34 36V35H33ZM45 36V35H44ZM55 36V35H54ZM56 36H59V34H56ZM54 37V38H57V37ZM62 35H60L59 37H61ZM67 36H69V35H67ZM257 36H261V33H260V35H257ZM47 37V36H46ZM58 37V38H59ZM63 37V36H62ZM65 37V36H64ZM74 37H76L75 35H74ZM92 37H93V35H92ZM96 37V36H95ZM167 37V36H166ZM165 37V38H166ZM170 36H168L167 38H169ZM191 37H192V35H191ZM207 37V36H206ZM263 37H264V35H263ZM11 38V37H10ZM9 38V39H10ZM18 38H20V36L18 37ZM35 37H32L31 39H34ZM53 37H52V40L54 39ZM116 38H117V35H116ZM124 38V37H123ZM155 38V37H154ZM12 39V38H11ZM14 39H17V38H14ZM36 39H38V38H36ZM49 39H51V36L47 39V40H49ZM93 39V38H92ZM96 39V38H95ZM114 39V38H113ZM120 39V38H119ZM205 39V38H204ZM256 39H262V38H260V37H258V38H256ZM35 40V39H34ZM56 40V39H55ZM63 40V39H62ZM67 40V39H66ZM65 40V41H66ZM94 40V39H93ZM107 40V39H106ZM132 40V39H131ZM145 40V39H144ZM149 40V39H148ZM151 40V39H150ZM205 40H207V39H205ZM263 40V39H262ZM9 41V40H8ZM11 41V40H10ZM9 41V42H10ZM54 41V40H53ZM52 41V42H53ZM99 41V40H98ZM164 41V40H163ZM173 41V40H172ZM21 42V41H20ZM19 42V43H20ZM33 42H39V40L38 41H33ZM41 42H42V40L40 41V43L39 44H41ZM44 42V41H43ZM45 42H46V40H45ZM50 42H51V40H50ZM49 41H48V44H46L47 46H45V43L43 44H41V45H44L45 47H44V49H46L45 51H47V52H49L48 50L54 45L55 46V44H53L52 42V44H49L50 43ZM56 42V41H55ZM96 43H97V41H95ZM99 42H101L102 43V41L100 40ZM107 42H108V40H107ZM151 42V41H150ZM160 42V41H159ZM175 42H177V41H175ZM203 42V41H202ZM262 42V41H261ZM23 43V42H22ZM28 43V42H27ZM30 43V42H29ZM47 43V42H46ZM65 43V42H64ZM108 43H110V42H108ZM114 43V42H113ZM165 42H163V44H164ZM178 43H180L179 41H178ZM21 44V43H20ZM34 44V43H33ZM98 44H100V43H98ZM98 44H96V45H98ZM174 44V43H173ZM252 44V43H251ZM259 44H260V42H259ZM262 44V43H261ZM15 45H17V44H15ZM25 45V44H24ZM38 45V44H37ZM63 45H66V44H63ZM63 45H62V47H63ZM103 45H104V43H103ZM102 45V46H103ZM142 45V44H141ZM144 45V44H143ZM147 45V44H146ZM150 45V44H149ZM159 45H161V44H159ZM165 45V44H164ZM253 45V44H252ZM255 45V44H254ZM256 45H257V43H256ZM255 45V46H256ZM36 46V45H35ZM58 46H61V45H58ZM75 46V45H74ZM99 47H100V45H98ZM97 46V47H98ZM162 46V45H161ZM174 46V45H173ZM19 47V46H18ZM18 47H9V46H4V54H5V57L3 56V58L1 57L2 56V53L0 54V135L1 134H7V132L10 130V129H12L14 132H15V130H19L18 132V134L15 132V135H11L9 138H5V140H3L2 142H0V184H2V183H4V182H7V181H9V179H12L13 180V178H12V176H14L13 174H12V172H10L11 174H12V176H10V173L8 172L9 171V169H10V167L12 166V164H15L19 159H17V158H15V156L17 155V156H20V154L19 153H17L15 156H14V154L13 153H16L17 152V150H18V148H17V145H18V142L19 141H21V142H23V146H26L27 147V149L30 151V153H31V155L32 154H35L34 152H35V150H37V149H35V144H34V142H33V140L35 139V138H33L32 136H35V135H38V134H35V135H32L33 133H36V132H40V130L43 128H47V127H50V129H52V128H54V129H57V131L59 130L60 131V128H62L61 126H60V124H58L59 123V121L61 122V121H63V125H64V127H65V125H66V123H64V121L65 122H69L70 121V119H71V116H72V114L73 113H75V114H77L78 116H87L88 115V117H86L85 119H87V118H89L90 120H86V122H84V123H82L83 124V128H84V124H86L87 126L89 125V129H87V130H89L88 132L89 133H91L90 134V136H92L91 138H101L102 137V127H103V122L104 121H106V120H109V119H112V118H115V116L117 115V113L118 112H116V109H114L111 105H110V100L111 99H113V101H115V99H118V98H115L114 97V95H113V92L111 91V90H109V89H107V88H104V89H102V91H101V93H100V95H101V99H100V102L99 103H96V101L94 100L95 98H97V96L93 99L92 98V100H94L95 102H91L89 99H91V97L89 96V92L87 91V89L85 88L86 86V84L84 85L83 84V81H82V85L79 83V82H77V83H74V82H69V81H67V79L66 80H64V78L66 77V75L62 72L61 74H64L65 75V77H64V75H63V77H61V80H59V82H58V84H59V88L57 89V88H55V89H57L58 90V95L57 94H55V93H53V91H55L54 90V87L52 88L53 89V91L51 92V91H49V90H47L46 89V87H44L43 86V84H41V83H39L38 81H40V79L37 81L38 83H36L35 82V80L37 79H35L34 81H30V82H28V79L26 78L25 79V77L23 76V74H19V72H25L26 71V74L27 75H31L30 77H32V75L34 76H36V75H38V76H40L41 75V73H42V76L44 75L43 74V72H42V70L41 69H39L38 67H36V65H35V63L34 62H32V59L30 60L29 59V61L27 62V65H23L24 67L22 68V67H18V66H14V67H11V68H13V69H11V71H12V75L10 76V73H8V74H4V76H2L3 75V73H5L4 71H2L4 68H3V62L6 60V54L8 53H12V54H15V52H18V51H21L22 50V48L20 49V48H18ZM21 47H22V44H21ZM31 47V46H30ZM39 47V46H38ZM43 47V46H42ZM61 47V48H62ZM116 47V46H115ZM128 47V46H127ZM180 47V46H179ZM248 47L250 48V44L248 45ZM65 48H66V46H65ZM72 48H74V47H72ZM104 48V47H103ZM147 48V47H146ZM171 48V47H170ZM196 48H197V46H196ZM203 48V47H202ZM248 48V50H250ZM3 49V48H2ZM20 49V50H19ZM27 49H29V48H27ZM26 49V51H28ZM30 49H32V48H30ZM43 49V48H42ZM105 49V48H104ZM154 49V48H153ZM155 49H157V48H155ZM172 49V48H171ZM177 49H180V48H177ZM204 49H206V48H204ZM41 50V49H40ZM72 50V49H71ZM149 50V49H148ZM174 50H175V48H174ZM174 50L172 49L171 51H170V49H169V52H174ZM215 50V49H214ZM44 51V50H43ZM70 50L68 49L67 50V52H69ZM152 51V50H151ZM195 51V50H194ZM197 51V50H196ZM242 51V50H241ZM240 51V52H241ZM245 51V50H244ZM30 52L32 53L33 51L32 50H30ZM30 52H29V54H30ZM83 52V51H82ZM131 52V51H130ZM144 52H145V48H144ZM162 52L163 51H161V53L160 54H162ZM177 52H179V50H177ZM212 53H213V51H211ZM216 52V51H215ZM218 53H220L219 51H217ZM246 52H248V51H246ZM40 53H41V51H40ZM53 53V52H52ZM84 53V52H83ZM196 53H198V51L196 52ZM3 54V55H4ZM28 54V55H29ZM73 54V52L71 53V55ZM75 54H77V53H75ZM166 54H167V52H166ZM168 54H170V53H168ZM172 54V53H171ZM221 54V53H220ZM252 54H254V53H252ZM259 54V53H258ZM25 56H26V54H24ZM24 55L22 56V57H24ZM60 54H58L57 56H59ZM78 55H79V57L81 56L79 53H78ZM100 55V54H99ZM131 55H134V54H131ZM150 55H151V53H150ZM165 55V54H164ZM212 55V54H211ZM261 55V54H260ZM21 56V55H20ZM57 56H54V57H56V58H58ZM73 56V55H72ZM117 56V55H116ZM140 56V55H139ZM198 56H199V54H198ZM252 56V55H251ZM37 57H39V56H37ZM51 57V56H50ZM54 57H51V58H54ZM62 57V59H63V56H61ZM85 57V56H84ZM107 57V56H106ZM112 57V56H111ZM115 57V56H114ZM118 57V56H117ZM134 57V56H133ZM138 57V56H137ZM147 57H148V54H147ZM170 57H174V56H170ZM183 57H184V55H183ZM210 57H212V56H210ZM253 57H255V55L253 56ZM46 58V57H45ZM51 58H48V59H51ZM83 58V57H82ZM103 58H104V56H103ZM140 58V57H139ZM145 58V57H144ZM186 58H187V56H186ZM260 58V57H259ZM8 59V58H7ZM24 59H25V57H24ZM28 59V58H27ZM66 59H68V58H66ZM76 59V58H75ZM77 59H79V58H77ZM85 58H83V60H84ZM89 59V58H88ZM114 59V58H113ZM136 59V58H135ZM138 59V58H137ZM141 59V58H140ZM207 59H209V58H207ZM253 59H256V58H253ZM261 59H263V58H261ZM20 60V59H19ZM21 60H22V58H21ZM21 60H20V62L18 61V63H21V65L23 64L22 62H21ZM38 60V59H37ZM52 60V59H51ZM69 60V59H68ZM82 60V59H81ZM89 60H91V59H89ZM94 60V59H93ZM95 60H96V58H95ZM142 60V59H141ZM140 60V62H142ZM149 60V59H148ZM191 60V59H190ZM194 60V59H193ZM200 61H201V59H199ZM212 60V59H211ZM215 59H213V61H214ZM219 60V59H218ZM240 60V61H239ZM45 61H47L46 59H45ZM66 61V60H65ZM71 61V60H70ZM96 61H98V60H96ZM112 61V60H111ZM120 61H122V60H120ZM120 61H118V62H120ZM138 61V60H137ZM175 62V64H172L171 62ZM186 61H187V59H186ZM185 61V62H186ZM189 61V60H188ZM186 62L185 64L183 63V60H182V58H181V55H177L176 57H175V59H169L168 57H164L163 56V54H162V56H160L159 54H157L156 55V57H150V61H148L150 64H153V63H155V64H157V68H159V69H161L162 71H161V73H160V71H159V74L161 75V78H164L165 79V82H167V84L168 85H171V83H172V77H171V75H170V72L172 71V69L173 68H175V67H180V70L182 71V73L183 74H185L186 75V77H188V75H189V70L187 69V67H185V65L187 64V63H190V61L189 62ZM249 61V60H248ZM252 61V60H251ZM255 61H257V59L255 60ZM43 62H44V59H43ZM100 62V61H99ZM107 62V61H106ZM118 62H116V63H118ZM124 62V61H123ZM132 62V61H131ZM140 62H138V63H136V65H139V64H141ZM202 62V61H201ZM205 62V61H204ZM208 62H210V61H208ZM223 62V61H222ZM264 62V61H263ZM40 63V62H39ZM39 63H38V65H39ZM45 63V62H44ZM59 63V62H58ZM67 63V62H66ZM92 63V62H91ZM122 63V62H121ZM193 63V62H192ZM195 63V62H194ZM193 63V64H194ZM212 63V62H211ZM224 63V62H223ZM229 63H225V65L226 64H229ZM244 63H248V62H244ZM250 63V62H249ZM65 64V63H64ZM95 64V63H94ZM115 64V63H114ZM119 64V63H118ZM117 64V65H118ZM125 64V63H124ZM128 64V63H127ZM133 64H135V63H133ZM205 64H206V62H205ZM251 64V63H250ZM97 65H100V64H97ZM109 65V64H108ZM116 65V66H117ZM225 65H223V66H225ZM243 65V64H242ZM252 65H253V63H252ZM251 65V66H252ZM20 66V65H19ZM49 66V65H48ZM65 66V65H64ZM63 66V67H64ZM84 66V65H83ZM87 66V65H86ZM85 66V67H86ZM105 66V65H104ZM109 66H111V65H109ZM108 66V67H109ZM114 66V65H113ZM122 66V65H121ZM125 65H123V67H120L119 65H118V67L121 69V71H123V73H124V71L125 70H122V68L123 69H126L125 67H124ZM134 66V65H133ZM146 66H147V64H146ZM153 66H154V64H153ZM205 66H207V65H205ZM214 66V65H213ZM218 66H221V65H218ZM227 66V65H226ZM231 66V65H230ZM248 66V65H247ZM42 67V66H41ZM43 67H45V66H43ZM60 67V66H59ZM61 67H62V65H61ZM74 67V66H73ZM79 67H81V66H79ZM95 67H97L96 66V64H95ZM94 67V68H95ZM106 67V66H105ZM132 67V66H131ZM130 67V68H131ZM196 67V66H195ZM210 67V66H209ZM260 67H262V65L260 66ZM55 68H57V67H55ZM65 68H67V67H65ZM76 68V67H75ZM82 68V67H81ZM86 68H88V67H86ZM99 68V67H98ZM116 68V67H115ZM129 68V67H128ZM129 68V69H130ZM134 68V67H133ZM138 68H139V66H138ZM212 68V67H211ZM218 68V67H217ZM241 68V72L244 70V69H246V68H243L242 66L240 67ZM256 68V67H255ZM254 68V69H255ZM264 68V67H263ZM262 68V69H263ZM46 69V68H45ZM54 69V68H53ZM76 69H78V67L76 68ZM83 69H85V68H83ZM89 69H90V66H89ZM155 69V68H154ZM260 69V68H259ZM91 70L93 71V69L91 68ZM91 70H89L90 72H91ZM97 70V69H96ZM137 70H139V69H137ZM151 70V69H150ZM190 70H191V68H190ZM213 71H216L215 69H212ZM219 70H221V69H219L218 68V71ZM247 70V69H246ZM252 70H253V68H252ZM10 71V72H11ZM40 71V74H38V72ZM48 71V70H47ZM46 71V72H47ZM120 71V72H121ZM146 72L145 73H147L146 74V76H150L151 74H150V72L151 71H154V70H151L150 72H149V70L148 69H146L145 70ZM177 71H178V69H177ZM222 71V70H221ZM248 71H249V69H248ZM256 71H257V69H256ZM259 71V70H258ZM82 72V71H81ZM86 72H87V69H86ZM98 72H100V71H98ZM120 72H119V74H120ZM126 72V71H125ZM157 72V71H156ZM191 72V71H190ZM193 72H194V70H193ZM217 72V71H216ZM68 73V72H67ZM101 73V76L102 77H104V75H105V73L102 75V73L103 72H100ZM128 74H129V72H127ZM137 73V72H136ZM140 73H142V71L140 72ZM174 73H175V71H174ZM195 73V72H194ZM194 73H193V75H194ZM207 73V72H206ZM205 73V74H206ZM218 73V72H217ZM260 73H262V72H260ZM107 75H109V73H106ZM125 74V73H124ZM124 74H122V75H124ZM135 74V73H134ZM139 74V73H138ZM171 74H173V73H171ZM196 74H198V73H196ZM203 74V73H202ZM254 74V73H253ZM258 74V73H257ZM263 74V73H262ZM88 75H91V74H88ZM95 75V74H94ZM126 76H128L127 74H125ZM130 75V74H129ZM141 75V74H140ZM174 75V74H173ZM199 75V74H198ZM208 74H206V76H207ZM61 76V75H60ZM83 76V75H82ZM101 76H99V78L101 77ZM132 76V75H131ZM143 76V75H142ZM141 76V77H142ZM152 76H153V74H152ZM205 76V75H204ZM209 76V75H208ZM217 76H219V77H216V78H220V77H222L221 75H217ZM258 76V75H257ZM29 77V76H28ZM72 76H70V78H71ZM74 77H76V76H74ZM84 77V76H83ZM135 77L136 76H134V78L133 79H135ZM156 76H154V78H155ZM185 77V78H186ZM212 77V76H211ZM213 77H215V76H213ZM212 77V78H213ZM264 77V76H263ZM50 78V77H49ZM54 78V77H53ZM69 78V79H70ZM90 78H93V77H90ZM89 78V79H90ZM106 78V77H105ZM157 78V77H156ZM202 78V77H201ZM206 78H208V77H206ZM246 78V77H245ZM259 78H262V77H260V75H259ZM31 79V78H30ZM88 79V80H89ZM95 79V78H94ZM158 79V78H157ZM164 79H163V82H164ZM179 79H180V76H179ZM182 79V78H181ZM209 79V78H208ZM240 79V80H239ZM247 79H248V77H247ZM91 80V79H90ZM108 79H106V81H107ZM117 80H119V79H117ZM142 80H143V78H142ZM150 80H151V77H150ZM161 80V81H160ZM198 80H199V78H198ZM205 80V79H204ZM216 79H214V81H215ZM243 80H245V79H243ZM43 81V80H42ZM45 81V80H44ZM50 81V80H49ZM77 81V80H76ZM100 81H101V78H100ZM99 81V82H100ZM122 81V80H121ZM157 81V80H156ZM176 81V80H175ZM178 81V80H177ZM226 81V80H225ZM98 82V81H97ZM115 82H118V81H115ZM123 82V81H122ZM145 82V81H144ZM144 82H143V84H144ZM152 82V81H151ZM151 82H149V83H151ZM158 82H161L162 83V79H160L159 78V81ZM212 82V81H211ZM211 82H209V83H211ZM248 82L249 81H247L246 83L248 84ZM43 83V82H42ZM87 83V82H86ZM124 83V82H123ZM189 83H192V82H189ZM195 83H196V81H195ZM198 83V82H197ZM202 83V82H201ZM214 83H219V81H218V79L216 80V82H214ZM245 83V82H244ZM249 83H251V82H249ZM90 84V83H89ZM89 84H87V85H89ZM93 84V83H92ZM98 84V83H97ZM113 84V83H112ZM118 84H119V82H118ZM145 84H147V83H145ZM152 84V83H151ZM174 84V83H173ZM187 84V86L186 87H188L189 88V86H188V83H185V85ZM199 84V83H198ZM212 84H213V82H212ZM105 85V83L103 84V86ZM114 85H115V83H114ZM120 85V84H119ZM121 85H123V84H121ZM192 85H194V81H193V84ZM85 86V87H84ZM107 86V85H106ZM110 86H112V85H110ZM124 86H125V83H124ZM129 86H130V84H129ZM132 86V85H131ZM212 86H214V84L212 85ZM247 86V85H246ZM248 86H249V84H248ZM91 87V86H90ZM113 87V86H112ZM148 87V86H147ZM222 87V88H223ZM259 87V86H258ZM97 88V87H96ZM132 88H134V87H132ZM132 88H129V89H132ZM136 88V87H135ZM150 88V87H149ZM154 89L156 88V87H153ZM173 88V87H172ZM175 88V87H174ZM181 88H183L184 90H185V87H184V85H183V87H181ZM188 88H186V89H188ZM248 88V87H247ZM112 89V88H111ZM113 89H114V87H113ZM142 89V88H141ZM140 89V90H141ZM171 89V88H170ZM180 89V88H179ZM190 89H193V88H191L190 87ZM196 89H197V87H196ZM98 90H99V88H98ZM144 90V89H143ZM148 90V89H147ZM150 90V89H149ZM158 90V89H157ZM177 90H178V88H177ZM176 90V91H177ZM199 90V89H198ZM197 90V91H198ZM201 90V89H200ZM199 90V91H200ZM251 90H255V89H250V91ZM260 90H262V89H260ZM259 90V91H260ZM263 90H264V88H263ZM90 91V90H89ZM133 91V90H132ZM159 91V90H158ZM181 91V90H180ZM183 91V90H182ZM186 91V90H185ZM191 91V90H190ZM207 91V90H206ZM206 91H204V92H206ZM217 91H220L219 89L217 90ZM93 92H96V91H93ZM115 93L114 94H116L115 96H120V95H125V93H124V91L121 89V88H117V89H115V91H114ZM135 92V91H134ZM152 92V91H151ZM167 92H169V91H167ZM172 93H174V91H171ZM179 92V91H178ZM187 92V91H186ZM185 92V93H186ZM208 92H210V91H208ZM213 92V91H212ZM221 92V91H220ZM224 91H223V95H224V93H225ZM227 92H228V94H227ZM253 92V91H252ZM262 92V91H261ZM260 92V93H261ZM92 93V92H91ZM132 93V92H131ZM172 93H170V94H172ZM183 93V92H182ZM181 93V94H182ZM194 93V92H193ZM193 93H192V95H193ZM195 93H196V90H195ZM199 93V92H198ZM257 93V92H256ZM259 93V92H258ZM263 93V92H262ZM64 94H66V97L65 98H62L63 97V95ZM94 94V93H93ZM150 94V93H149ZM155 94V93H154ZM166 94H169V93H166ZM170 94H169V96H170ZM175 94H178L177 95V97L179 96V93H175ZM197 94V93H196ZM215 94H216V92H215ZM62 95V96H61ZM96 95H98V93H96ZM130 95V94H129ZM134 95H137V94H134ZM156 95V94H155ZM160 95V94H159ZM173 95V94H172ZM183 95V94H182ZM185 95V94H184ZM198 95H200V94H198ZM213 95H214V92H213ZM212 95V96H213ZM58 96H60V97H58ZM127 96V95H126ZM146 98L148 99V93H146ZM166 96V95H165ZM168 96V98H170ZM174 96V95H173ZM188 96V95H187ZM194 96H196L195 94H194ZM211 96V95H210ZM215 96V95H214ZM218 96H220V93H219V95ZM114 97V98H113ZM122 97V96H121ZM120 97V98H121ZM130 97V96H129ZM155 97V96H154ZM176 97V98H177ZM184 97V96H183ZM221 97V96H220ZM99 98V97H98ZM160 98H161V96H160ZM168 98L166 99V97L164 98V99H166V100H168ZM173 98H175V97H173ZM172 98V99H173ZM185 98H186V96H185ZM188 98V97H187ZM194 98V97H193ZM199 98V97H198ZM205 98H206V96H205ZM208 99H209V97H207ZM222 98V97H221ZM56 99H68V103L66 104V105H60V104H58V103H56ZM126 99V98H125ZM124 99V100H125ZM130 99H132V101L131 102H129V104L130 103H132L133 104V110H134V108H135V111H134V113L136 114V119L138 120V122L139 123H143L144 122V118H145V116L147 115V114H149L150 112L148 111V108H147V106L146 105H148V104H145V102L143 103V101L142 100H144L142 97H139V96H131V98H129V100ZM155 99V98H154ZM162 99V98H161ZM171 98H170V100H172ZM192 99V98H191ZM222 99H224V98H222ZM237 99V98H236ZM121 101H123L122 99H120ZM127 100H128V97H127ZM126 100V101H127ZM150 100H152V99H150ZM165 100V101H166ZM211 100V99H210ZM210 100H209V102H210ZM213 100V99H212ZM211 100V101H212ZM215 100V99H214ZM227 100V101H228ZM61 101V100H60ZM63 101V100H62ZM164 101V100H163ZM162 101V103H165V101L163 102ZM180 101V100H179ZM194 101V100H193ZM203 101V100H202ZM241 101H243V100H241ZM80 102H82L81 104H83V103H85V108L83 109V110H81L80 109V107H79V103ZM116 102V101H115ZM118 102H120L119 100H118ZM169 102V101H168ZM171 102V101H170ZM175 102V101H174ZM173 102V103H174ZM181 102V101H180ZM207 102V101H206ZM214 103H215V105H216V102H218V99H217V101H213ZM176 103V102H175ZM183 103V102H182ZM191 103V102H190ZM221 103H224L223 102V100H222V102ZM150 104H152V103H150ZM122 105V104H121ZM158 105H160V104H158ZM172 105V104H171ZM171 105H169V106H171ZM185 105H188V104H186L185 103ZM194 105V104H193ZM208 105V104H207ZM218 105V104H217ZM219 105L221 106H219L220 108H222V106H224V105H221L220 103H219ZM242 105V104H241ZM244 105V104H243ZM82 106V105H81ZM131 106V105H130ZM151 106V105H150ZM152 106H154V104L152 105ZM155 106H157V105H155ZM161 106V105H160ZM164 106V105H163ZM168 106V107H169ZM189 106V105H188ZM187 106V107H188ZM195 106H196V104H195ZM200 106V105H199ZM204 106V103L202 104V107ZM227 106H228V102H227ZM240 106V105H239ZM264 106V104H260V106L258 105L257 106V110H261L260 109V107H263ZM159 107V106H158ZM158 107H155V111L157 110V113L159 112V110L158 109H160V107L158 108ZM166 108H167V106H165ZM165 107H162L161 106V108H165ZM186 107V106H185ZM229 107V106H228ZM120 108H122V107H120ZM120 108H118V109H120ZM156 108H158V109H156ZM172 108V107H171ZM201 108V107H200ZM205 108V107H204ZM206 108H208V107H206ZM247 108V107H246ZM150 109V108H149ZM186 109H188V108H186ZM197 109V108H196ZM223 109V108H222ZM245 109V108H244ZM253 109V108H252ZM228 110V109H227ZM237 110V109H236ZM256 110V111H257ZM263 110H264V107H263ZM124 111V110H123ZM155 111H151L152 113H154ZM176 111V110H175ZM179 111V110H178ZM198 111V109L196 110V112ZM200 111H203L202 109L200 110ZM199 111V112H200ZM222 110L220 109V111L219 112H221ZM242 111H244V110H242ZM241 111V112H242ZM248 111V110H247ZM251 111V110H250ZM255 111V110H254ZM122 112V111H121ZM126 113H127V110L125 111ZM124 112V113H125ZM166 112V111H165ZM205 112L206 113H209V111L208 110H205ZM210 112H214V113H216V111H214V109L211 111V109H210ZM227 112H229V114L230 113H232V114H230L226 119H227V121H225L227 124H228V126H230V127H232V128H236V122L237 121H234L235 119H236V117L238 118V116H240V115H238L237 114V111H235V109H234V111L232 110V108H230V111L228 110V111H226V113ZM241 112L239 113V114H241ZM258 112V111H257ZM261 113H264V112H262V111H260ZM125 113V114H126ZM131 113V112H130ZM130 113L128 114V115H130ZM168 113V112H167ZM172 113H174V112H172ZM179 113V112H178ZM184 113H186V112H184ZM223 113H225L224 112V110H223ZM253 113V112H252ZM252 113L250 114V115H252ZM134 114V115H135ZM177 114V113H176ZM191 114V113H190ZM190 114H188L187 113V115H190ZM221 114H222V112H221ZM244 114V113H243ZM255 114V116H256V114L257 113H254ZM119 115H121V114H119ZM119 115H117V118H118V116ZM166 115V114H165ZM181 115H183L184 116V114H181ZM186 115V116H187ZM200 114H198V116H199ZM242 115V114H241ZM73 116H76V115H74L73 114ZM72 116V117H73ZM168 116V115H167ZM201 116V115H200ZM224 116V115H223ZM223 116H220V117H223ZM249 116V115H248ZM254 116V115H253ZM77 117V116H76ZM75 117V118H76ZM169 117V116H168ZM185 117V116H184ZM188 117V116H187ZM204 117V116H203ZM211 117H213V118H215V117H218V115H211ZM243 117V116H242ZM250 117V116H249ZM80 117H78V119H79ZM121 118V117H120ZM146 118H149V115L148 116H146ZM161 118V117H160ZM170 118V117H169ZM186 118V117H185ZM126 120H127V118H125ZM151 119V118H150ZM163 119V118H162ZM164 119H166L165 121H167V119L168 118H164ZM192 120H193V118H191ZM203 119V118H202ZM209 119V118H208ZM208 119H207V121H208ZM219 120V118H215V120ZM240 119V118H239ZM249 119V118H248ZM256 119V118H255ZM260 119H262V118H260ZM72 120V119H71ZM125 120V121H126ZM157 120H159V117H158V119ZM170 119H168V121H169ZM174 120V119H173ZM178 120H180V119H178ZM245 120V119H244ZM259 120V119H258ZM80 121H81V118H80ZM115 121V120H114ZM117 121H118V119H117ZM153 121V120H152ZM164 121V120H163ZM164 121V122H165ZM167 121V122H168ZM196 121H201V120H194V122H196ZM247 121V120H246ZM249 121V120H248ZM251 121V120H250ZM249 121V122H250ZM116 122V121H115ZM129 122V121H128ZM157 122V121H156ZM156 122H154V124L156 123ZM180 122V121H179ZM191 122H193V121H191ZM213 122H214V120H213ZM218 122V121H217ZM224 122V123H225ZM264 122V121H263ZM75 124H74V126L76 125V122H74ZM81 123V122H80ZM106 123V122H105ZM104 123V124H105ZM119 123H123V122H120L119 121ZM160 123H163V122H160ZM166 123V122H165ZM164 123V124H165ZM186 123V122H185ZM202 123H204V122H202ZM208 123V122H207ZM215 123H216V121H215ZM222 123V122H221ZM221 123H217L218 124V126L219 125H221ZM240 123V122H239ZM242 123V122H241ZM241 123L239 124V125H241ZM61 124V125H62ZM77 124H78V122H77ZM109 124H110V121H109ZM134 125H135V123H133ZM157 124V123H156ZM156 124L155 125H153V124H151L150 126H152L153 125V128H154V126L156 127ZM171 123H169L168 125H170ZM189 124V123H188ZM199 124V123H198ZM260 124H262L261 122H260ZM260 124H256V126L257 125H259V126H261ZM59 125V126H58ZM106 125V124H105ZM107 125H108V122H107ZM133 125V126H134ZM200 125V124H199ZM208 125V124H207ZM212 125V124H211ZM210 125V126H211ZM72 126V125H71ZM73 126V127H74ZM117 126H118V124H117ZM125 126V125H124ZM180 126H181V124H180ZM180 126H178V127H180ZM193 126V125H192ZM202 126V125H201ZM235 126V127H234ZM241 126H243V124L241 125ZM240 126V127H241ZM244 126H245V124H244ZM254 126V125H253ZM60 127V128H59ZM86 127V126H85ZM105 127V126H104ZM119 127V126H118ZM122 127H123V125H122ZM165 127H166V125H165ZM171 127V126H170ZM173 127V126H172ZM171 127V128H172ZM181 127H183V126H181ZM180 127V128H181ZM186 127H188V126H186ZM197 126H195V128H196ZM224 127H225V125H223V126H221V128H223V130H224ZM251 127V126H250ZM68 128H72V127H68ZM87 128V127H86ZM109 128H110V126H109ZM114 128V127H113ZM126 128V127H125ZM128 129L130 128V127H127ZM194 128V129H195ZM211 128H213V127H211ZM215 128V127H214ZM216 128H217V131H218V127H217V125H216ZM227 128V127H226ZM247 128H248V126H247ZM259 128V130H260V127H258ZM42 129V130H43ZM62 129H66V128H62ZM61 129V130H62ZM105 129V128H104ZM115 129V128H114ZM118 129V128H117ZM168 129H169V127H168ZM173 129V128H172ZM177 129H179V128H177ZM176 129V130H177ZM187 129H189V128H187ZM198 129H200V128H198ZM228 129H229V127H228ZM244 129V128H243ZM254 129H255V127H254ZM46 129H44V131H45ZM68 130V129H67ZM132 131L130 132V133H133L134 134V132H133V130L134 129H131ZM164 130V129H163ZM174 130V129H173ZM180 130V129H179ZM186 130V129H185ZM184 130V131H185ZM191 130V129H190ZM223 130H221V131H223ZM227 130V129H226ZM225 130V131H226ZM241 129H239V131H240ZM43 131V132H44ZM51 130H49V132H50ZM53 131V130H52ZM51 131V132H52ZM66 131V130H65ZM71 131V130H70ZM115 131H116V129H115ZM119 132H120V130H118ZM123 131V130H122ZM126 131V130H125ZM164 131H166V130H164ZM220 131V132H221ZM228 131H230V129L229 130H227V132ZM247 131V130H246ZM253 131V130H252ZM256 131V130H255ZM47 132H48V130H47ZM63 132V131H62ZM110 132V131H109ZM109 132H108V134H109ZM113 132V131H112ZM111 132V133H112ZM180 132V131H179ZM200 132V131H199ZM232 133H234L235 132V130H234V132H233V129H232V131H231ZM238 132V131H237ZM241 132H243V131H241ZM240 132V133H241ZM254 132V131H253ZM260 132V131H259ZM59 133H61V132H59ZM124 133V132H123ZM151 134L153 133V131H151L150 132ZM155 133H157V132H154V135H157L158 136V133L157 134H155ZM163 133H165V132H163ZM163 133H162V135H163ZM167 133V132H166ZM178 132H176V134H177ZM180 133H182V132H180ZM186 133V132H185ZM226 133V132H225ZM239 133V134H240ZM247 133H249V132H247ZM255 133V132H254ZM258 133V132H257ZM261 133V132H260ZM40 134H41V132H40ZM39 134V135H40ZM43 134V133H42ZM53 133H51V135H52ZM70 134V133H69ZM84 135H86V133H83ZM107 134V133H106ZM114 134H116L115 132H114ZM113 134V135H114ZM150 134V135H151ZM174 135H175V133H173ZM194 134V133H193ZM198 134V133H197ZM200 134V133H199ZM203 134V133H202ZM201 134V135H202ZM214 134V133H213ZM212 134V135H213ZM217 134H218V132H217ZM235 134V133H234ZM55 135V134H54ZM57 135H59V137H60V135L61 134H57ZM71 135H73L72 133H71ZM84 135H83V137H84ZM110 135V134H109ZM112 135V134H111ZM112 135V136H113ZM123 135V134H122ZM122 135H120V137L121 138H123V136ZM136 135H139V131H138V134H136ZM140 135H141V132H140ZM149 135V136H150ZM153 135V134H152ZM165 135V137H166V135H167V137H168V134H164ZM170 135V134H169ZM206 135V134H205ZM221 135V134H220ZM230 135V134H229ZM241 135V134H240ZM246 135V134H245ZM257 137H258V135L257 134H255ZM69 136V135H68ZM105 136V135H104ZM103 136V137H104ZM177 136V135H176ZM181 136V135H180ZM184 136V135H183ZM183 136H181V138L183 137ZM187 136H188V134H187ZM192 137H193V135H191ZM204 136V135H203ZM210 136V135H209ZM208 136V137H209ZM254 136V135H253ZM1 137V136H0ZM2 137H4V136H2ZM47 137V136H46ZM48 137H49V135H48ZM58 137V136H57ZM57 137H55V139L57 138ZM58 137V138H59ZM71 137V136H70ZM69 137V138H70ZM107 137V136H106ZM120 137H118V138H120ZM126 137V136H125ZM166 137V138H167ZM179 137V136H178ZM222 137V136H221ZM248 137H251V135L249 134V136ZM248 137H247V139H248ZM20 140H19V139ZM50 138H51V136H50ZM50 138H48V139H50ZM57 138V139H58ZM87 138V137H86ZM107 138H109V137H107ZM129 138H131V137H129ZM135 137H133V139H134ZM152 138V137H151ZM151 138H150V141H152L151 140ZM162 138V137H161ZM160 138V139H161ZM189 138V137H188ZM191 138V137H190ZM234 137H232V139H233ZM259 138V137H258ZM39 139V138H38ZM74 139V138H73ZM72 139V140H73ZM101 139H103V138H101ZM153 139V138H152ZM163 139V138H162ZM179 139H180V137H179ZM212 139V138H211ZM246 139V140H247ZM19 140V141H18ZM40 140V139H39ZM52 140V139H51ZM59 140V139H58ZM67 140H69L68 138H67ZM88 140V139H87ZM110 140V139H109ZM119 140V139H118ZM122 140H124V139H122ZM121 140V141H122ZM128 140V139H127ZM157 140H158V137H157ZM167 140V139H166ZM168 140H170V139H168ZM171 140H173L172 138H171ZM177 141H178V139H176ZM181 140V139H180ZM194 140H196V139H194ZM205 140H207V138L205 139ZM238 140V139H237ZM260 141H262V138L260 137V139H259ZM18 141V142H17ZM35 141V140H34ZM48 141H50V140H48ZM73 141H75V139L73 140ZM72 141V142H73ZM89 141V140H88ZM93 141V140H92ZM95 141V140H94ZM99 141H101L102 142V140H99ZM98 141V142H99ZM112 141V140H111ZM113 141H116V139H113ZM112 141V142H113ZM133 141V140H132ZM159 141V140H158ZM158 141H156L155 140V142H158ZM175 141V140H174ZM208 141V140H207ZM225 141V140H224ZM223 141V142H224ZM230 141V140H229ZM239 141V140H238ZM245 141V140H244ZM251 141V140H250ZM20 142V143H21ZM36 142V141H35ZM40 142L43 144V143H46V142H44L43 140H40ZM39 142V143H40ZM68 143H69V141H67ZM71 142V143H72ZM79 142V141H78ZM123 142V141H122ZM130 142V141H129ZM137 142V141H136ZM136 142H135V145H136ZM139 142V141H138ZM137 142V143H138ZM154 142V141H153ZM163 142V141H162ZM187 142V141H186ZM198 142V141H197ZM201 142V141H200ZM202 142H204V141H202ZM201 142V143H202ZM211 142V141H210ZM209 142V143H210ZM68 143H66V146H68L67 148L69 149V144ZM74 143V142H73ZM89 143V142H88ZM94 143V142H93ZM92 143V144H93ZM104 143H106V141L104 140ZM104 143L102 144V143H99V144H102V146L104 145ZM108 143H109V141H108ZM108 143H106V145L108 144ZM131 143V142H130ZM144 143H145V141H144ZM171 143V142H170ZM175 143V142H174ZM173 143V144H174ZM179 143V142H178ZM177 142H176V144H178ZM185 143V142H184ZM190 143V142H189ZM211 143H214V142H211ZM233 144H232V151H233V153H234V157H235V160L237 159L238 160V157H239V155L241 154V153H243V151H245V147H239V144H238V142H236V141H233L232 142ZM241 143V142H240ZM57 144H59V142L57 143ZM63 143H61V145H62ZM75 144V143H74ZM76 144H77V142H76ZM80 144V143H79ZM82 144V143H81ZM86 144H87V142H86ZM98 144V145H99ZM122 144V143H121ZM132 144V143H131ZM146 144V143H145ZM155 144H157V143H155ZM166 144V143H165ZM181 144H183V143H181ZM225 144V143H224ZM263 144V143H262ZM40 144H38V147H40L39 146ZM47 145V144H46ZM50 145H51V143H50ZM60 144H59V146H61ZM64 145V144H63ZM78 145V144H77ZM83 145V144H82ZM94 145V147H95V145H97V144H93ZM106 145H104V146H106ZM152 145V144H151ZM171 145V147H173V145L172 144H169V146ZM175 145V144H174ZM207 145V147H206V149H204V150H206V152H207V150L209 149L208 148V142H207V144H205V146ZM264 145V144H263ZM48 146V145H47ZM56 146V145H55ZM74 146H76V145H74ZM88 146V145H87ZM109 146V145H108ZM110 146H112V145H110ZM109 146V147H110ZM120 146V145H119ZM124 146V145H123ZM138 146V145H137ZM154 147L153 148H155V147H159L158 145H153ZM165 147V149L167 148L166 147V145H164V144H162V147ZM182 146V145H181ZM183 146H184V144H183ZM194 146V145H193ZM204 146V147H205ZM214 146V145H213ZM227 147H229L228 145H226ZM37 147V146H36ZM57 147V146H56ZM80 147V146H79ZM84 147H86V145L84 146ZM83 147V148H84ZM89 147H90V145H89ZM142 147V146H141ZM140 147V148H141ZM144 147V146H143ZM175 147V146H174ZM173 147V148H174ZM185 147V146H184ZM203 147V148H204ZM210 147V146H209ZM223 147V146H222ZM263 147V146H262ZM25 148V147H24ZM24 148H22L23 150H24ZM41 148H42V146H41ZM41 148H40V151H41ZM51 148V147H50ZM57 148H60V147H57ZM96 148H99L98 146H96ZM122 148V147H121ZM120 148V149H121ZM144 148H146V147H144ZM143 148V149H144ZM149 148H150V146H149ZM161 148V147H160ZM186 148V147H185ZM220 148V147H219ZM264 148V147H263ZM91 149V148H90ZM100 149V148H99ZM99 149H98V151H99ZM109 149L110 148H108V150L107 149H105L106 151H109ZM115 149H118L119 150V148H118V146H117V148H115ZM114 149V151H116ZM122 149H124V148H122ZM126 149V148H125ZM158 149V148H157ZM162 149H164V148H162ZM187 149H192V148H187ZM202 149V148H201ZM223 149V148H222ZM260 149H261V147H260ZM28 150L26 151V150H24V151H26L27 153H28ZM46 150V149H45ZM56 150V149H55ZM58 150V149H57ZM61 151H62V149H60ZM59 150V151H60ZM85 149H83V151H84ZM101 150V149H100ZM103 150V149H102ZM131 150H132V148H131ZM140 150V149H139ZM148 150H150L151 151V149H148ZM183 150H184V148H183ZM39 151V150H38ZM39 151V152H40ZM46 151H49V147H48V150H46ZM82 151V150H81ZM86 152H87V150H85ZM105 151V152H106ZM121 151L122 150H120V154H121ZM130 151V150H129ZM152 151H154V149L152 150ZM155 151H157V150H155ZM158 151H160V150H158ZM164 151H167V150H164ZM216 151V150H215ZM219 151V150H218ZM259 151H261V150H259ZM39 152H37V153H39ZM44 152V151H43ZM57 152V151H56ZM80 152V151H79ZM78 152V153H79ZM88 152H89V149H88ZM160 152H163V151H160ZM159 152V153H160ZM168 152V151H167ZM170 152V151H169ZM171 152H175V151H171ZM202 152H204L203 150H202ZM221 152V151H220ZM224 152V151H223ZM225 152H227V150L225 151ZM21 153V152H20ZM23 153V152H22ZM29 153V154H30ZM47 153V152H46ZM55 153V152H54ZM128 153H130V152H128ZM158 153V152H157ZM158 153V154H159ZM164 153V152H163ZM178 153H180V152H178ZM181 153H183V154H180V156L181 155H183L184 156V154L186 153V150H185V152H181ZM190 153H191V150H190ZM189 153V154H190ZM205 153V152H204ZM203 153V154H204ZM212 153L213 152H211V155H212ZM24 154V153H23ZM26 154V153H25ZM49 154V153H48ZM72 154V153H71ZM73 154H75V153H73ZM72 154V155H73ZM86 154H88V153H86ZM119 154V153H118ZM186 154H188V153H186ZM194 154V153H193ZM193 154H191V155H193ZM219 154H221V153H219ZM224 154V153H223ZM229 154V153H228ZM257 153H255V155H256ZM22 155V154H21ZM28 156L27 158H22L23 160H22V162H21V168L20 169H22V172H23V174H24V178L26 179V181L28 182V181H30V182H28V184H30L31 182V185L34 183V182H36V180L40 177L39 176V173H38V171H37V165L39 164V162L37 161V159H35V158H33L32 156ZM36 155V154H35ZM41 155V154H40ZM55 155V154H54ZM53 155V156H54ZM79 155H80V153H79ZM78 155V156H79ZM89 155V154H88ZM87 155V156H88ZM129 155V154H128ZM131 155V154H130ZM206 155H209L210 156V154H206ZM254 155V154H253ZM57 156V155H56ZM56 156L54 157V158H56ZM59 156V155H58ZM76 156H77V153H76ZM83 157L82 158H84V155H82ZM87 156H85V159H86V157ZM93 156V155H92ZM100 157H101V155H99ZM161 156V155H160ZM167 156V155H166ZM166 156H162V158L163 157H165V159H166ZM186 156V155H185ZM202 156V155H201ZM224 156V155H223ZM227 156H229V155H227ZM21 157V156H20ZM26 157V156H25ZM37 157H40L39 155H37ZM43 158H44V156H42ZM72 157H74V156H72ZM94 157V156H93ZM103 157H106V156H103ZM120 157V156H119ZM124 157V156H123ZM128 157V156H127ZM132 157V156H131ZM137 157V156H136ZM169 157V156H168ZM167 157V159H169ZM188 157H190V159L193 161L195 158H191V156H188ZM225 157H226V155H225ZM244 157V156H243ZM76 158V157H75ZM81 158V159H82ZM108 158H110L109 156H108ZM126 158V157H125ZM129 158V157H128ZM208 158H210V157H208ZM223 158V157H222ZM230 158H231V155H230ZM229 158V159H230ZM248 158V157H247ZM257 158H259V157H257ZM39 159H41V157L39 158ZM80 159V158H79ZM89 159V158H88ZM91 159H93V158H91ZM119 159V158H118ZM122 159H124V158H122ZM147 159H149V158H147ZM153 159V158H152ZM164 160V162L165 161H168V160ZM176 159V158H175ZM177 159H180L179 158V156L177 157ZM188 159V158H187ZM197 159H198V157H197ZM199 159L200 160H202V158H200L199 157ZM77 160V159H76ZM104 160V159H103ZM107 160V159H106ZM112 160H114V158L113 159H111V161ZM129 160H130V158H129ZM172 160V159H171ZM196 160V159H195ZM217 160V159H216ZM221 160V159H220ZM219 160V161H220ZM243 160H244V158H243ZM247 159H245V161H246ZM251 160H252V156H251ZM65 161V160H64ZM107 161H109V160H107ZM117 161V160H116ZM149 161H151V160H149ZM176 161V160H175ZM182 161V160H181ZM209 161V160H208ZM210 161H212V160H210ZM209 161V162H210ZM228 161V160H227ZM226 161V162H227ZM230 161H231V159H230ZM241 161V160H240ZM249 161H250V159H249ZM255 161V160H254ZM51 162V160L48 162V163H50ZM89 162V161H88ZM88 162H86V164L88 163ZM95 162H97V161H95ZM94 162V163H95ZM99 162V161H98ZM97 162V163H98ZM114 162H115V160H114ZM128 162H130V161H128ZM127 162V163H128ZM169 162V161H168ZM184 162V161H183ZM191 162V161H190ZM189 162V163H190ZM220 162H222V161H220ZM251 162V161H250ZM249 162V163H250ZM126 163V162H125ZM126 163V164H127ZM131 163H132V160H131ZM142 163H144V162H142ZM150 163V162H149ZM178 163H179V161H178ZM178 163H176L177 164V166H178ZM196 163V162H195ZM195 163H194V165H195ZM198 163V162H197ZM217 163V162H216ZM219 163V162H218ZM243 163V162H242ZM246 163H248V162H246ZM248 163V164H249ZM252 163V162H251ZM257 163V162H256ZM43 164H47V163H43ZM51 164V163H50ZM53 164H55V163H53ZM81 164H83L82 162H81ZM81 164H79V167L81 166ZM86 164H84V165H86ZM91 164H92V162H91ZM209 164V163H208ZM222 164V163H221ZM228 164V163H227ZM57 165V164H56ZM74 165V164H73ZM77 165V164H76ZM76 165H74V166H76ZM118 165H120V164H118ZM140 165V164H139ZM182 165H184V164H182ZM181 165V166H182ZM190 165V164H189ZM199 165V164H198ZM218 166H219V164H217ZM255 165V164H254ZM258 165V164H257ZM87 166V165H86ZM96 166H101V163H98V165H96ZM121 166V165H120ZM142 166V165H141ZM143 166H144V164H143ZM159 166V165H158ZM161 167H165L163 164L162 165H160ZM159 166V167H160ZM197 166V165H196ZM200 166V165H199ZM203 166H205V164L203 165L202 164V166L201 167H203ZM207 166V165H206ZM212 166H213V164H212ZM218 166H217V168H218ZM226 166V165H225ZM260 166V165H259ZM264 166V165H263ZM42 167V166H41ZM81 167H83V165L81 166ZM90 167V166H89ZM139 167V166H138ZM148 167V166H147ZM168 167V166H167ZM189 167H192V165H190ZM195 166H193V168H194ZM213 167H215V166H213ZM213 167L210 169V171H213L212 169H213ZM221 167V166H220ZM19 168V167H18ZM18 168H17V170H18ZM49 168H51V165H50V167ZM96 168V167H95ZM95 168H93V167H90L89 169H87V167H86V169H84L85 170V172L83 173V175H82V177H77V178H80V179H89V181H88V179H87V181H88V183L86 184L85 182H83V183H81L83 180H79L78 181V183L76 184V186H75V188H74V190H73V192L75 193V196L76 197H74V199H72V200H75V203H76V205H77V210L80 212V211H89V210H91V208H92V204H91V202L90 201H92L93 202V200H92V197H93V195H91V198H90V203H88V204H86V201H84V200H81L80 199V197L81 198H83L84 197V195L85 196H87L86 194H87V192L88 191H90L91 192V194L93 193V191H95L94 189H95V187L96 188H98V189H100V186L101 187H103V186H105V189H107L108 190V192L109 193H112V192H110V190L113 188V182H115L116 183V181L118 180V177H116V176H114V175H112V176H109V175H107V173H106V175L104 174V173H102V172H100L99 170H97V169H95ZM98 168H100V167H98ZM102 168V167H101ZM166 168V167H165ZM177 168V167H176ZM222 168V167H221ZM234 168H235V170H236V172L237 173H239V174H241L242 173V171L244 170V171H247L248 170V168H247V166H243V165H241V163L238 161V162H236V164H234ZM251 168V167H250ZM260 168V167H259ZM42 170H43V167L41 168ZM40 169V170H41ZM57 169V168H56ZM62 169V168H61ZM83 169V168H82ZM82 169H81V171H82ZM104 169V168H103ZM128 169V168H127ZM155 169V168H154ZM179 169V168H178ZM181 169H183V168H180L178 171H181ZM203 169V168H202ZM205 169V168H204ZM203 169V170H204ZM10 170H13V168H11ZM15 171H16V169H14ZM39 170V169H38ZM41 170V171H42ZM44 170H45V168H44ZM44 170L42 171V172H44ZM68 170V169H67ZM114 170V169H113ZM157 170V169H156ZM184 170V169H183ZM205 170H208L209 171V169H205ZM226 171H228L227 169H225ZM252 170V169H251ZM250 170V171H251ZM254 170V169H253ZM260 170V169H259ZM262 170V169H261ZM19 171V170H18ZM57 171H59V170H57ZM72 171V170H71ZM157 171H160V170H157ZM186 171V170H185ZM210 171H209V173H210ZM214 171H215V168H214ZM219 171V170H218ZM217 170H216V172H218ZM240 171H241V173H240ZM20 172V171H19ZM41 172V173H42ZM55 172H56V170H55ZM74 172V171H73ZM79 172V171H78ZM77 172V173H78ZM110 172H111V170H110ZM145 172V171H144ZM154 172V170L152 171V173ZM168 172H170V171H168ZM216 172L214 173V175L216 174ZM254 172V171H253ZM264 172V171H263ZM9 173V174H8ZM16 173H17V171H16ZM65 173H66V171H65ZM125 173V172H124ZM145 173H147V172H145ZM158 173V172H157ZM167 173V172H166ZM219 173V172H218ZM228 173V172H227ZM230 173H231V171H230ZM235 174V172H233L232 171V173L231 174ZM19 174V173H18ZM17 174V176H19ZM57 174V173H56ZM177 174H178V172H177ZM213 174V173H212ZM230 174V175H231ZM259 174V173H258ZM261 174H262V172H261ZM9 175V176H8ZM16 175V174H15ZM48 175H49V173H48ZM67 175V178H68V174H66ZM66 175H64V176H66ZM139 175V174H138ZM147 175V174H146ZM152 175V174H151ZM209 175V174H208ZM210 175H211V173H210ZM217 176H218V174H216ZM242 175V174H241ZM260 175V174H259ZM53 175H51V177H52ZM56 176V175H55ZM55 176H53V178L55 177ZM62 176V175H61ZM61 176L60 175H58V176H56L57 178L58 177H60L61 178ZM72 176V175H71ZM71 176H69V177H71ZM113 176L114 177H116L117 178V180L115 181H113L112 179H114L113 178ZM128 176V175H127ZM141 176V175H140ZM149 176V175H148ZM147 176V177H148ZM167 175L165 174V172H162V173H158V174H156L155 176H153V178L155 179V180H157V181H169L168 180V177H166ZM170 176V175H169ZM178 176V175H177ZM225 176V175H224ZM229 176V175H228ZM236 176V175H235ZM238 176V175H237ZM261 176V175H260ZM11 177V178H10ZM48 177V176H47ZM55 177V178H56ZM76 177V176H75ZM138 176H136V177H134V178H137ZM141 177H145V176H141ZM141 177H139L140 179H142ZM150 177V176H149ZM148 177V178H149ZM152 177V176H151ZM250 177V176H249ZM54 178V180H61V179H55ZM63 178V177H62ZM152 178V179H153ZM226 178V177H225ZM230 178H231V176H230ZM19 179V178H18ZM24 179V180H25ZM48 179V178H47ZM47 179H45L44 178V180H45V182H47L46 180ZM74 179V178H73ZM120 179V178H119ZM133 179V178H132ZM150 179V178H149ZM206 179H210V178H206ZM205 179V180H206ZM211 179H214L212 182H221L220 180H221V178H220V180L218 181V180H215V178H212L211 177ZM210 179V180H211ZM217 179V178H216ZM219 179V178H218ZM228 179V178H227ZM237 179H238V186L237 185H234V188H235V186H237L238 188H237V191L236 190H234V192H232V191H229V190H231V189H229L228 188V191H225V196H224V194L223 193H220V194H218L219 195V197L221 198V196H224V198L226 199V202H227V199L229 200L230 198H234V207H235V210L236 211H238L239 213L240 212H242V210L244 209L243 207H244V204L242 203V201H241V199L242 198H247V196L248 197H250V196H252V195H255L256 193H257V188H256V186H257V184H258V182L256 183V184H254L253 182H249L250 181V178H249V181L247 180V179H243L242 177H240V175H239V177H237ZM243 179V180H242ZM251 179H252V177H251ZM43 180V179H42ZM41 180V181H42ZM49 180H51V178H49ZM77 180V179H76ZM130 180V179H129ZM135 180V179H134ZM151 180V179H150ZM254 180V179H253ZM14 181V180H13ZM16 181V180H15ZM19 181V180H18ZM71 181V180H70ZM132 181V180H131ZM179 181V180H178ZM187 182L189 181V180H186ZM229 181V180H228ZM228 181H227V183H228ZM255 181V180H254ZM25 182V181H24ZM26 182V183H27ZM42 182H44V181H42ZM49 182V181H48ZM47 182V183H48ZM61 182V181H60ZM149 182V181H148ZM169 182H171V181H169ZM177 182V181H176ZM226 182V180L224 181V183ZM8 183V182H7ZM11 183H15V182H11ZM11 183H9V184H11ZM17 183V182H16ZM19 183V182H18ZM25 183V184H26ZM37 184H38V182H36ZM118 183V182H117ZM131 183V182H130ZM133 183V182H132ZM131 183V184H132ZM137 183V182H136ZM143 183V182H142ZM141 182L139 183L138 182V184L137 185H141L142 184ZM205 183V182H204ZM235 183V182H234ZM19 184H22V183H19ZM40 184V183H39ZM85 184V185H84ZM98 184H102V185H98ZM162 184H164V183H162ZM161 184V182H160V185H162ZM192 184H194V183H192ZM237 184V183H236ZM259 184H261V183H259ZM259 184H258V186H259ZM13 185V184H12ZM34 185V184H33ZM48 185L49 186H51L49 183H48ZM65 185H67V184H65ZM96 185H98L99 187H97ZM146 185H147V187H148V184L146 183ZM154 185V184H153ZM157 184H155V186H156ZM220 184H218L217 185V188H218V186H219ZM228 185H229V183H228ZM232 185H233V182H232ZM15 186V185H14ZM14 186L12 187L11 186V188H14ZM17 186V185H16ZM15 186V187H16ZM19 186V185H18ZM21 186V185H20ZM23 186V185H22ZM49 186H48V189H49ZM61 186V185H60ZM135 186V185H134ZM144 186V185H143ZM159 186V185H158ZM163 186H165V184L163 185ZM162 186V187H163ZM222 186V185H221ZM229 186H231V185H229ZM10 187V186H9ZM32 187V186H31ZM37 187V186H36ZM146 187V189H148ZM151 187H152V185H151ZM204 187V186H203ZM206 187V186H205ZM208 187H213L212 185L211 186H208ZM207 187V188H208ZM220 187V186H219ZM224 187H228L227 185H226V183H225V186ZM232 187V186H231ZM263 187V186H262ZM35 188V187H34ZM44 188V187H43ZM46 188V187H45ZM44 188V190H46ZM54 188V187H53ZM132 188H133V185H132ZM131 188V189H132ZM142 188H144V187H142ZM154 188V187H153ZM160 188V187H159ZM192 188V187H191ZM194 188V187H193ZM215 189H216V187H214ZM10 189V188H9ZM15 189V188H14ZM13 189V190H14ZM17 189V188H16ZM31 189H33V188H31ZM36 189V188H35ZM39 189V188H38ZM41 189H42V187H41ZM40 189V190H41ZM47 189V190H48ZM116 189V188H115ZM145 189V190H146ZM149 189H151L150 187H149ZM156 189V188H155ZM209 189V188H208ZM221 189H222V187H221ZM4 190V189H3ZM12 190V193L14 192L15 193V191H13ZM20 190H22L21 188H20ZM46 190V191H47ZM50 190H52V189H50ZM54 190V189H53ZM61 190V189H60ZM101 190V189H100ZM99 190V191H100ZM117 190V189H116ZM135 190H139V187L137 188V189H135ZM135 190H134V192H135ZM142 191V192H139L138 191V193H133V195L130 193V195H126V194H122L123 196H121V197H119V198H117V199H115V201H112V202H108L109 203V205L108 206H106L107 207V209L105 208V207H100V208H98V210L99 211H97V212H95V213H97V215L95 214V217H98V220H97V223H95V231L97 230V232H103V231H106V230H110V229H112V230H115V231H118L117 229H115L116 227L114 226V224L111 222V220L113 221V218L114 217H120L121 219H122V221H119L118 219H116L118 222H121L120 223V225H123L124 223H123V221H125L126 223H128V226L130 225V226H132L134 223H133V220H134V218H137V220H136V223L137 224H139V225H143L146 229H147V231H149L148 232V234H150L151 236H152V238L149 240L148 239V243H145V241H144V244H142V245H139L138 246V249L137 250H135V249H132V250H130V251H124V249H123V253L125 254V258H126V256H127V258H129V260L130 261H128V262H130V264H200V261H202L201 260V258L202 257H199L197 254V256H195V255H193V250L192 251H190V250H188V251H186L188 254L189 253H191L189 256H184V257H182L181 259H176L175 258V255H174V252H173V250H172V248L169 246V245H167L165 242H162V241H160L161 240V238L163 237V236H165L166 234H167V227L166 226H163V224H161V223H164L165 221H167L168 220V212H166L165 211V207L163 206V205H165V204H163V200H164V194L163 193H160V192H156V191H154L153 189L150 191V190H147V193L145 194V192L146 191ZM189 190V189H188ZM212 190H214V189H212ZM212 190H210L209 189V191L210 192H212ZM217 190V189H216ZM227 190V189H226ZM233 190V189H232ZM259 190V189H258ZM261 190V189H260ZM9 191V190H8ZM33 191H34V189H33ZM63 191V190H62ZM72 191V190H71ZM99 191H97L96 190V193L98 192V194L100 193ZM176 191H178V190H176ZM215 191V190H214ZM10 192V191H9ZM23 192H24V190H23ZM22 192V193H23ZM37 193H38V191H36ZM42 193L44 192V191H41ZM40 192V193H41ZM55 192H56V190H55ZM54 192V193H55ZM66 193L68 192V193H71L70 191H65ZM118 192V191H117ZM122 192H124V190L122 191ZM126 192H128V191H126ZM132 192V191H131ZM137 192V191H136ZM185 192H187V190L185 191ZM13 193V194H14ZM26 193V192H25ZM32 193V192H31ZM53 193V192H52ZM54 193L53 194H51V196L52 195H54ZM108 193V194H109ZM125 193V192H124ZM215 193V192H214ZM236 193V194H235ZM2 194V193H1ZM7 194V193H6ZM6 194H4V195H6ZM36 194V193H35ZM49 194V193H48ZM47 194V195H48ZM73 194V193H72ZM101 194V193H100ZM99 194V195H100ZM113 194V193H112ZM111 194V195H112ZM115 194V196L117 197L118 195H116V192L114 193ZM182 194H184V193H182ZM186 194V193H185ZM208 194V193H207ZM210 194V193H209ZM217 193H215V195H216ZM223 194V195H222ZM59 195V194H58ZM95 195H97V194H95ZM104 195V194H103ZM103 195H101V197L103 196ZM214 195V196H215ZM2 195H0V197H1ZM13 196H15V198L14 197H12L13 199H14V204H17V209H18V211H20V213H19V217H17V222L18 223H16L15 224V226L13 225V226H9L10 228H12V229H14V230H16V234H21V233H24V236H25V239H27V247H25L24 249H23V253L26 255V257H27V259H31L32 261H34V263L35 264H43V262H47V260L49 261L50 260V253H49V251H48V246H47V244H46V242H47V240H46V238H45V236H48L47 235V222H46V220L44 219V216H43V213H42V211H41V209L39 208V206H38V204H35L36 203V201L37 200H35V202H33V200L32 199H30V200H28V199H26L25 200V197L27 196L26 194H24V196L21 194V193H17V195H13ZM40 196H42V194L40 195ZM44 196H45V194H44ZM44 196H42L43 198H44ZM63 196V195H62ZM68 196H70V195H68ZM125 196V197H124ZM175 196H179V194H178V192H176L175 193ZM180 196H182V195H180ZM207 196H209V195H207ZM210 196H211V194H210ZM234 196V197H233ZM9 197H11V196H9ZM28 197V196H27ZM30 197V196H29ZM34 197V195L32 196V198ZM212 197V196H211ZM211 197H209L210 199H211ZM219 197H218V199H219ZM239 197V202H236V201H238L236 198H238ZM12 198H11V200H12ZM35 198V197H34ZM38 198H40V197H38ZM37 197H36V199H38ZM46 198V197H45ZM49 198V197H48ZM70 198V197H69ZM67 199V200H70V199ZM76 198V199H75ZM95 198H99V197H95ZM103 198V197H102ZM102 198H100L99 199V201H101V203H103V201H102ZM105 198V197H104ZM110 198H112V197H110ZM175 198V197H174ZM213 199H215L214 197H212ZM223 198V197H222ZM3 199V198H2ZM9 199V198H8ZM7 199V200H8ZM94 199V198H93ZM181 199V198H180ZM217 199V198H216ZM217 199V200H218ZM236 199V200H235ZM22 200H25L26 202H25V207L24 206H22V204H21V206H20V203H21V201ZM58 200V199H57ZM67 200H65V201H67ZM104 200V199H103ZM184 200V199H183ZM207 200H208V198H207ZM231 200V199H230ZM233 200V199H232ZM39 201V200H38ZM46 201V200H45ZM53 201V200H52ZM98 201V200H97ZM98 201V203H100ZM211 201H213V200H211ZM216 201V200H215ZM225 201V200H224ZM223 201V202H224ZM5 202V201H4ZM11 202V201H10ZM67 202H69V203H66L67 205L68 204H72V202L70 203V201H67ZM217 202V201H216ZM219 202H220V200H219ZM259 202V201H258ZM261 202H262V200H261ZM264 202V201H263ZM53 203V202H52ZM97 203V204H98ZM185 202L183 201V204H184ZM208 203V202H207ZM247 203V202H246ZM13 204V203H12ZM41 204V203H40ZM49 204V203H48ZM112 204V205H111ZM168 204L169 205H171L172 204V202L171 201H169L168 202ZM187 204V203H186ZM185 204V205H186ZM218 204V203H217ZM216 204V205H217ZM263 204V203H262ZM53 205H56V204H54L53 203ZM52 205V206H53ZM100 205V204H99ZM102 205V204H101ZM111 205V206H110ZM151 205L152 206H154L153 207V210L151 211V212H149L148 213V210L151 208ZM176 205L177 204H175V207H176ZM223 208L220 206V204H219V210L220 209H224V207L225 208H227V204L226 203H223ZM6 206V205H5ZM10 206V205H9ZM13 206V205H12ZM45 206H46V204H45ZM57 206V205H56ZM64 206V205H63ZM66 206V205H65ZM69 206V205H68ZM72 206V205H71ZM96 207H97V205H95ZM187 207H189L188 205H186ZM191 206V205H190ZM208 206V205H207ZM231 206V205H230ZM233 206V205H232ZM249 206H250V203H249ZM7 207V206H6ZM5 207V208H6ZM50 206H48V209H50L49 208ZM94 207V206H93ZM202 207V206H201ZM211 207V206H210ZM218 207V206H217ZM56 208H58V207H56ZM183 208H185V206L184 207H181L180 209H176V215L178 216L177 218H180V212H182V210H183ZM231 208V207H230ZM230 208H227L228 210L227 211H225V212H228L229 211V209ZM246 208L248 209V207L246 206ZM260 208H262V207H260ZM8 209H9V207H8ZM46 209H47V207H46ZM61 209V208H60ZM93 209H95V208H92V210H91V212H93ZM207 209V208H206ZM211 210H212V208H210ZM10 210H13V208L12 209H10ZM15 210V209H14ZM45 210V209H44ZM44 210H43V212H44ZM50 210H52V209H50ZM53 210H56L55 208L53 209ZM73 210V209H72ZM185 210H186V208H185ZM215 210H217V209H215ZM219 210H217V211H219ZM231 210V209H230ZM234 210V211H235ZM257 210V209H256ZM5 211H7V210H5ZM63 211V210H62ZM61 211V212H62ZM73 211H75V210H73ZM95 211V210H94ZM217 211H215V214L217 213ZM234 211H233V213H234ZM251 211H253L252 209L250 210V213H249V216H250V214H252L251 213ZM255 211V210H254ZM258 211H260V210H258ZM17 211L15 210V213H16ZM45 212H48V210L47 211H45ZM55 212V211H54ZM58 212V211H57ZM66 212V211H65ZM70 212V211H69ZM77 212V211H76ZM199 212H201V211H199ZM203 212H205V211H202V213H200L201 215L203 214ZM209 212V211H208ZM224 212V214H227V213H225ZM249 212V211H248ZM4 213V212H3ZM9 213V212H8ZM63 213V212H62ZM78 213V212H77ZM76 213V214H77ZM85 213V212H84ZM220 212H218V214H219ZM230 213V211L228 212V214ZM232 213V212H231ZM231 213H230V216H232L231 215ZM236 213V212H235ZM234 213V215H237V214H235ZM261 213V212H260ZM5 214V213H4ZM7 214V213H6ZM48 214H49V212H48ZM63 214H65V213H63ZM70 214H71V212H70ZM81 214V213H80ZM86 215L88 214V216H90V214L87 212V213H85ZM184 214L186 215L187 214V212L185 211L184 212ZM195 214V213H194ZM205 214V213H204ZM203 214V215H204ZM210 214V213H209ZM255 214H256V212H255ZM258 214V213H257ZM55 215V214H54ZM66 215V214H65ZM64 215V216H65ZM71 215H73V214H71ZM82 215V214H81ZM81 215H79V216H81ZM173 215L175 216V213H173L172 214V216H170V217H172L173 218ZM200 215V216H201ZM233 215V216H234ZM239 215V214H238ZM252 215H254V214H252ZM251 215V216H252ZM261 215V214H260ZM259 215V216H260ZM4 216V215H3ZM49 216H51V215H49ZM58 216V215H57ZM66 216H68V217H71L70 215H66ZM75 216V215H74ZM205 216V215H204ZM219 216V215H218ZM217 216V217H218ZM240 216V215H239ZM241 216H243V215H241ZM53 217V216H52ZM63 217V216H62ZM76 217H77V215H76ZM75 217V218H76ZM197 216H195V217H193V218H196ZM220 217V216H219ZM224 218H223V220L222 221H224V222H222L221 220V222L224 224V226L226 227V225H225V220H226V224H227V220L229 219H232V217L231 218H227L226 219V216H223ZM236 217H238V216H236ZM235 217V218H236ZM244 217V216H243ZM241 218V219H239V223L238 222H236V220L234 221L233 219L231 220V221H233V224H237L236 225V228H237V230L240 232V234H239V240H238V242H237V244H235V246H233L232 248H231V246H230V249H227V252L225 253V252H217L216 251V249H215V251H207V254H206V256L209 258H207V261H208V263H206V261H205V264H264V237L262 236V235H260V233L264 230V229H262L261 230V228H260V230H261V232L259 233H255L254 232V230L252 229V226H248V224H247V221H249V218ZM257 217V216H256ZM11 218V217H10ZM45 218H48V217H45ZM57 218V217H56ZM83 218H88L87 216L86 217H83ZM93 218V219H92ZM92 218H90V222L88 223V225H89V228H90V226H91V224H92V222H94V221H96L95 220V218L92 216ZM171 218V219H172ZM186 218H188V217H186ZM197 218H199V217H197ZM215 218V217H214ZM234 218V217H233ZM240 218V217H239ZM258 218V217H257ZM3 219V218H2ZM57 219H59V218H57ZM63 219V218H62ZM61 219V220H62ZM65 219H68V218H65ZM174 219H175V217H174ZM173 219V220H174ZM199 219H201V218H199ZM208 219H210L208 222H210V224H214V225H216L217 226V224H219L220 223V221L218 222V220L216 221V220H213V218L211 219L210 217H208ZM220 219H221V217H220ZM237 219V218H236ZM251 219V218H250ZM256 219V218H255ZM1 220V219H0ZM11 220H13V219H11ZM52 220H54L53 218H52ZM64 220V219H63ZM73 220V219H72ZM83 220V219H82ZM94 220V221H93ZM115 220V219H114ZM228 220V221H229ZM13 221H15V220H13ZM56 221V220H55ZM69 221H70V219H69ZM74 221H76V220H74ZM176 221H177V219H176ZM190 221V220H189ZM206 221V220H205ZM205 221H198V226H200V225H203V223H205ZM255 221V220H254ZM8 222H9V220H8ZM10 222H12V221H10ZM80 222V221H79ZM111 222V223H110ZM192 222L194 223V221H193V219H192ZM208 222H206V223H208ZM250 222H252L251 220H250ZM12 223H14V222H12ZM75 223H77V222H75ZM83 223H86V221L85 222H83ZM123 223V224H122ZM126 223H125V225H126ZM179 223H181V222H179ZM258 223V222H257ZM256 223V224H257ZM23 224H28V229H29V231L27 232V231H25L24 230V232L21 230L22 229V225ZM56 224V223H55ZM59 225H60V223H58ZM68 224V223H67ZM70 224V223H69ZM82 224V223H81ZM87 224V223H86ZM86 224H82V225H86ZM119 224V223H118ZM182 224V223H181ZM229 224V223H228ZM253 224H255L254 222H253ZM50 225V224H49ZM65 225V224H64ZM79 225V224H78ZM88 225H86L87 227H88ZM185 224H183V226H184ZM259 225H261V224H259ZM259 225H258V227H259ZM1 226V225H0ZM62 225H60V227H61ZM66 227H67V225H65ZM118 226V225H117ZM142 226V227H143ZM186 226V225H185ZM228 226V225H227ZM4 226H2V228H3ZM27 227L25 228L26 230H27ZM64 227V226H63ZM62 227V228H63ZM74 227H75V225H74ZM77 227V226H76ZM115 227V228H114ZM126 227H127V225H126ZM175 227V226H174ZM186 227H189V226H186ZM195 227V226H194ZM258 227H256V228H258ZM5 228V227H4ZM53 228V227H52ZM86 228V227H85ZM119 228V227H118ZM123 228V227H122ZM176 228H178V227H176ZM183 228V227H182ZM190 228V227H189ZM193 228V227H192ZM196 228V227H195ZM195 228H193V229H195ZM64 229H68V228H64ZM84 229V228H83ZM92 229V228H91ZM132 229V228H131ZM130 229V230H131ZM225 229V228H224ZM50 230V229H49ZM62 230V229H61ZM78 230V229H77ZM76 230V228H75V231H77ZM88 230V229H87ZM94 230V229H93ZM129 230V229H128ZM129 230V231H130ZM133 230V229H132ZM135 230V229H134ZM169 230H171L170 228H169ZM179 230H182L181 228L179 229ZM185 230V229H184ZM198 230V229H197ZM210 230V229H209ZM74 231V230H73ZM72 231V232H73ZM74 231V232H75ZM82 231V230H81ZM80 230H79V233L78 234H74L75 235V237H76V240H74V241H77V243L78 244H80V240H81V238H82V234L80 233L81 232ZM195 231V230H194ZM199 231V230H198ZM211 231V230H210ZM221 231V230H220ZM12 232V231H11ZM73 232V233H74ZM90 232V231H89ZM93 232V234L92 235H94V233H96V232H94V231H92ZM124 232V231H123ZM133 232V231H132ZM139 232V231H138ZM141 232V231H140ZM176 232V231H175ZM183 233H184V231H182ZM197 232V231H196ZM195 232V233H196ZM200 232V231H199ZM223 231H221V232H217V234L219 233H222ZM7 233V232H6ZM125 233V232H124ZM124 233H122L123 235H124ZM129 233V232H128ZM144 233H146V232H144ZM187 233V232H186ZM209 233V232H208ZM211 233H213V232H211ZM215 233V232H214ZM263 233V232H262ZM261 233V234H262ZM3 234H5V233H3ZM112 234V233H111ZM111 234H108V236H111ZM122 234H119L120 236L119 237H121V235ZM127 234V233H126ZM147 234V235H148ZM181 234L182 233H180L179 232V235L181 236ZM185 234V233H184ZM183 234V235H184ZM189 234H191V233H189ZM189 234H187V237H188V235ZM204 234L205 233H203V236H204ZM216 234V235H217ZM218 234V235H219ZM235 233H233V235H234ZM237 234V233H236ZM264 234V233H263ZM96 235V234H95ZM140 235V234H139ZM143 235V234H142ZM141 235V236H142ZM175 235V234H174ZM202 235V234H201ZM210 235V234H209ZM215 234H213V235H210V236H214V239H216L215 238V236H216ZM227 235H228V233H227ZM231 236H232V234H230ZM229 235V238H231V236ZM1 236V235H0ZM15 236V235H14ZM89 236V235H88ZM102 236V235H101ZM104 236V235H103ZM140 236V237H141ZM191 236V235H190ZM190 236L188 237L189 239H188V241H190ZM221 236V235H220ZM219 236V237H220ZM234 236H236V235H234ZM3 237V236H2ZM5 237H7V236H5ZM5 237H3V238H5ZM67 237V236H66ZM116 237V236H115ZM118 237V236H117ZM119 237L118 238H116V239H119ZM133 237H136V236H133ZM132 237V238H133ZM177 237V236H176ZM179 237V236H178ZM217 237V236H216ZM68 238H70V236H68L67 237V240H68ZM89 238H90V236H89ZM97 238V237H96ZM100 237H98L97 239H95V240H97L96 242H99L101 239H99ZM101 238H103V237H101ZM105 238H106V235H105ZM104 238V239H105ZM127 238V237H126ZM129 238V237H128ZM127 238V241L129 240H132V238L131 239H128ZM211 238H213V237H211ZM222 238V237H221ZM223 238H227V237H223ZM12 239H14V237L12 238ZM12 239H11V241H12ZM84 239V238H83ZM107 239V238H106ZM108 239H109V237H108ZM113 239H115L114 238V236H113V238L111 237V239L110 240H113ZM120 239H123V238H120ZM119 239V240H120ZM137 239V238H136ZM140 239H142V238H140ZM145 239H146V236H145ZM182 239V238H181ZM200 239V238H199ZM214 239H213V241H214ZM236 239H237V237H236ZM7 242L10 240V239H8L7 240V238L5 239ZM15 240V239H14ZM19 240H20V238H19ZM37 240H38V242H37ZM73 240L71 241V242H73ZM134 240V239H133ZM183 240V239H182ZM16 241V240H15ZM21 241V240H20ZM64 241H66V240H64ZM84 241H86V244H88L87 243V238H86V240H84ZM115 241V240H114ZM122 240H120V242H121ZM126 241V242H127ZM137 241H138V239H137ZM146 241H147V239H146ZM231 241V240H230ZM230 241H229V243H230ZM233 241H234V239H233ZM232 241V242H233ZM237 241V240H236ZM10 242V241H9ZM8 242V243H9ZM17 242V241H16ZM70 242V243H71ZM112 242V241H111ZM125 242V243H126ZM139 242V241H138ZM138 242L136 243V244H138ZM175 242V241H174ZM19 243H21V242H19ZM62 243H63V241H62ZM65 243V242H64ZM63 243V244H64ZM66 243H67V241H66ZM69 243V242H68ZM76 243V244H77ZM123 243H124V240H123ZM189 243V242H188ZM193 243V242H192ZM191 243V244H192ZM198 242H196V244H197ZM15 244V243H14ZM58 244V243H57ZM61 244V243H60ZM83 244V243H82ZM99 244V243H98ZM113 244H116L115 242L113 243ZM112 244V245H113ZM119 244V243H118ZM118 244H116V246L118 245ZM121 244V243H120ZM127 244V243H126ZM0 245H2L1 243H0ZM62 245V244H61ZM72 245H74V244H72ZM102 245L104 246V245H106L105 244V242L104 243H102ZM207 245V244H206ZM205 245V246H206ZM214 245H215V243H214ZM223 244H221V246H222ZM226 245V244H225ZM17 246V244H15V247ZM57 246V245H56ZM60 245L58 244V247H59ZM71 246V245H70ZM91 246V245H90ZM103 246H101V249H98L99 251L100 250H102V247ZM110 246H111V243H110ZM124 246H129V245H124ZM130 246H131V244H130ZM205 246L204 247H201V248H205ZM210 246V245H209ZM227 246V245H226ZM18 247H20V245L19 246H17V248ZM57 247V248H58ZM65 247H67L66 245H65ZM64 246L62 247L63 249L65 248ZM78 247H80V246H78ZM78 247L77 248H75V252H74V255L75 254H77L79 251H81V249L79 250L78 249ZM106 247H108V246H106ZM106 247H105V250H106ZM135 247H136V245H135ZM227 247H229V246H227ZM13 249H15L14 247H12ZM61 247H59V249H60ZM61 248V249H62ZM68 248V247H67ZM92 248V247H91ZM96 248V247H95ZM117 248V247H116ZM211 248V247H210ZM223 248V247H222ZM12 249V250H13ZM51 249V248H50ZM53 250L55 249V248H52ZM66 249V248H65ZM76 249H78L79 251H76ZM82 249H84V248H82ZM195 249V248H194ZM207 249V248H206ZM209 249V248H208ZM57 250V249H56ZM84 250H88V249H84ZM104 250V252H103V250L101 251V252H103V254L105 253L106 254V252H107V250L105 251ZM114 250H116V249H114ZM114 250H112L113 252H115ZM120 249H118V251H119ZM127 250V249H126ZM218 250H219V248H218ZM66 251V250H65ZM73 251V250H72ZM112 251H111V253L108 251V253L109 254H112ZM118 251H116L115 252V254L116 255H119L118 254ZM121 252H122V250H120ZM220 251H221V248H220ZM53 252V251H52ZM64 252V251H63ZM89 252H90V250H89ZM121 252H119V253H121ZM65 253V252H64ZM63 253V254H64ZM96 253H97V251H96ZM195 253V252H194ZM53 254V253H52ZM55 254V253H54ZM92 254H95V253H92ZM114 253H113V255H115ZM123 254V255H124ZM59 255H61V254H59ZM70 255V254H69ZM79 255V254H78ZM53 256V255H52ZM62 256V255H61ZM76 256V255H75ZM75 256H73L72 255V258L73 257H75ZM86 256V255H85ZM99 256H101V255H99ZM106 256H107V254H106ZM106 256L105 255H103L102 257H105L106 258ZM25 257V258H26ZM65 256H63V259H65L64 258ZM77 257H79V256H77ZM82 257V256H81ZM81 257H79V258H81ZM102 257H99V258H102ZM114 257V256H113ZM118 257V256H117ZM124 256H122L121 258H123ZM177 257H179V256H177ZM21 258V257H20ZM24 258V259H25ZM62 258V257H61ZM72 258H68L69 259V261L70 260H73ZM78 258V259H79ZM10 258H8L7 259V261L9 260ZM76 259V258H75ZM109 259V258H108ZM10 260H13V259H10ZM9 260V261H10ZM14 260H16V259H14ZM13 260V261H14ZM21 260H23V259H20V261ZM104 260V259H103ZM6 261V262H7ZM12 261V262H13ZM19 261V262H20ZM64 262V260H61V262ZM77 263H78V261L77 260H75ZM105 261H107V259L105 260ZM104 261V262H105ZM109 261V260H108ZM5 262V263H6ZM15 262V261H14ZM13 262V263H14ZM59 262H60V260H59ZM67 262V261H66ZM65 262V263H66ZM73 262V261H72ZM75 262V263H76ZM100 262H102V259H101V261ZM111 262V261H110ZM114 262V261H113ZM117 262V261H116ZM127 262V263H128ZM8 263V262H7ZM64 263V264H65ZM69 263V262H68ZM112 263V262H111ZM111 263H109L108 262V264H111ZM9 264H12L11 262H9ZM51 264H52V260H51ZM55 264V263H54ZM59 264H62V263H59ZM67 264V263H66ZM72 264V263H71ZM100 264V263H99ZM102 264H103V262H102ZM113 264V263H112ZM202 264V263H201Z\"/></svg>",
  "mask_w": 264,
  "mask_h": 264
}]
</instances>
